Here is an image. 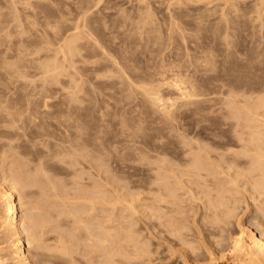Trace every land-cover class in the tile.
Wrapping results in <instances>:
<instances>
[{"label":"bare ground","instance_id":"1","mask_svg":"<svg viewBox=\"0 0 264 264\" xmlns=\"http://www.w3.org/2000/svg\"><path fill=\"white\" fill-rule=\"evenodd\" d=\"M89 1H91V0H89ZM169 1L170 0H168L167 3H169ZM178 1H181V0L176 1L177 6L174 4V2H173V4L175 5L176 9L178 6H180V7H178L179 9L177 11H176L175 7L173 10L170 9L173 11L174 14L171 11H169L170 14L172 13L173 15L167 14V16H168L167 18H169V19L164 18V19H166L165 22L167 20H170V21L166 22L168 24L169 28L167 27V25H165L166 24L165 23L164 24L165 26H163V29L158 27V29H159L158 30L157 29L158 25L156 26V25H153V23H152V21L154 19L156 20V16L154 19H151L150 18L151 16L149 18H147L150 14L146 15L143 12V15H146L147 16L146 18L148 19V20L143 19L144 22L141 24V26L144 24L143 28L141 29L140 25H136V23L137 24H140V23L135 21L136 23L133 22L136 25V26H134V28L137 26H138L137 28H139V26H140L139 31H137V29H135L136 31L132 30V33H131L130 29H128V31H127V35H130V33L132 34V35H130V37L134 35L133 36L135 38V39L133 38L134 41L132 39H130L129 36L127 37L126 32H125L124 35H126L127 39L129 38V40L126 42L124 40H122V41H124V43H127L128 45H130V46H128L127 44H125L126 47L128 46L131 48L132 44H133V47L135 46L136 53H134L135 51L133 53H131V51L129 50V52L131 53V54H129L128 49H130V48H128V47L124 48L125 47L124 44L123 45L120 44L121 48H119V49H122L123 46H124L123 48L125 50L127 49V51H125V50H124V52L122 50L121 51L123 54L125 53L124 54L125 57L127 55L131 56V59L129 58V61L131 60L132 64H130V62L127 61L128 57H126L127 60L124 61L125 60L124 59L125 57H123L124 55L121 54L120 50H119L120 53L117 50V53H119V54H116V53L115 54H116V56L117 55L120 56V58L117 56L119 58L117 60L118 61L117 63L122 64L123 66H124V64L125 65L127 64L123 68H122V65L121 66L119 65L121 68L120 69L118 67V64L116 63V61L111 59L110 56L112 54L111 55L108 54L109 56L104 57V55L106 56L107 53L104 51V49L99 50L101 47V45H100L101 43L98 44V50H99V52L101 51V53H102L101 56L103 57V59H101L102 57L96 58V56L98 57V54H97L98 51H96L97 52V53L95 52L96 53V56H95L96 59L93 57L94 61H90V62H93V64L95 66L97 65L99 67V65L97 64L99 62H97V61H99L101 59L100 63L102 61L103 66L105 68L108 69V67L112 66L116 70L119 69L117 71L119 73H114V69L112 68L113 69L112 70L110 67L109 70L110 69L111 70L110 71L107 70V72H110V73H108V75L106 74L105 68H104L105 71H104V69L101 70L102 68H100V70L102 72V74H101L99 72L100 70L97 68L95 69V66L92 65V68L94 67V69L97 70V71H94V72H96V73H94V77H96L95 74L100 73V74H97L98 79H96L92 76L93 72L90 75V73H91L90 72L91 71L90 65L92 63H90L89 61H87L88 62L87 63L85 61V64L89 65V66L88 65H86V66H88L87 69H90V71L88 74L86 73L85 76H83V77H86V75L88 77L92 76V77H90V79L91 80L94 79L98 83L100 80L101 81L100 84L102 87L104 86L103 83L106 84V82L107 83L110 82V81H106V80H109L108 78L111 77V73H114V76H115V74L118 76L120 74V70H121V73L123 74V70H125V68H126V72H128V73H126L127 77H125L126 76V75H124L125 73L123 75H119L118 77L115 76L116 78L119 79V81L118 80L117 81L119 82L120 86L116 82L115 83L118 87H122L121 85L125 84L126 88H125V86H123V87L126 90H124L122 88L123 91L127 92L129 90L128 92H130V90H131V94H132V90L134 88H135V90L139 89L138 91L141 92L139 95V97L141 98V102H139V103L142 106L143 111L145 109H147V107H145V106H148V105H150L149 108H151V109L154 108L155 110H158V108L163 105L164 102L163 103L161 102L162 104L160 106V101L163 97L162 98L160 97L162 91L158 92V91H160V90H158V87L163 88V86L161 87V84L164 85L165 83H167V81H165V80H167V79L169 80V78L172 77L173 75H176L175 76L176 78L174 77V79L178 78L177 74H179V73L181 74L180 71L178 73V70L182 69V66L184 65V64L182 65V63H184L183 60H186L185 65H187V60L188 61L191 60L193 62V64H190L191 61L188 62L189 65H187V66L184 65L185 67L183 66L184 67L183 69L187 68L189 71V70H191V68L189 69V66L191 67L192 65H196L195 70L199 67V69L201 68L203 73L205 72L203 74V76H206V77L205 78L202 77L203 79L201 78L202 79L201 81L202 82L206 81L207 83H209L208 84L209 86L207 88L205 86H203L201 81H198V80H196V82H194V80L192 81V79H195L194 77L196 76L194 73H193L194 75H192V72L190 74L189 72H184V70H181V71H183V73L185 75V77H184V75L183 76L181 75V82L180 83H182V84L178 85L180 83H178L177 81H179L180 78H178L179 80H176L174 82L178 83V84L176 83L178 88L175 90H178L177 92H180L182 97L180 96L181 98L179 100H177L178 99L177 97L179 96L177 94L178 96L176 95V98H175L176 100L175 99L171 100L172 101L171 104H174L173 105L174 108L176 106L179 109H183V111L187 110L186 112H188V110H191L193 113L194 122L196 124L202 126V127L208 128L211 131L210 136H204V135L202 136V134H198V133H194V132H193V134L190 135L189 133L182 132V130L178 131V129H177V131H174L175 128H173V127H174V123H176L174 121H178L177 119L179 117L178 118L175 117L176 115L173 114L174 112L173 113L169 112L167 109H170V108H166L167 105L166 106L164 105L165 107L162 106L164 108V110H166V111H163L162 110L163 108H160L161 109L160 111H162L161 112L162 114L159 111H157L155 114L154 109H153L154 110L153 111V110H150L148 108L149 113L151 111H153V113L151 112L152 113V115H151V113L147 114L146 110L144 112L143 111L141 112V110H140L141 108L139 109V107H137L136 103L132 104L133 103L132 99H130V102H132V103L128 102L129 101L128 99L132 98L133 97L132 95H135V94H132V95L129 94L128 95L129 98L126 96L128 98L127 99L126 97H124L127 93L126 92H125V94H124V92L121 93V90H122L121 88L116 87V89L117 88L119 89L118 90L119 92H117V90L115 89V90H113V93H112L111 90H110V92H108L109 88H107L108 85H106V87H103V89L107 88L108 89L107 92H106V90H103L102 87L100 88L101 89L100 91H102V94H100V91L97 89L96 92H99V93L95 92L96 95L100 94L103 96L106 93V96L104 95L105 98L108 96L107 94H110V95L112 94L113 96L117 94L118 97L116 96V97H114V99L117 98L116 100L121 101L120 102L121 104H122V100H123V102H124V100H128V101H126L128 103H126V104L123 103V106L125 104L126 109H127L126 111H124L125 113L126 112L131 113V111L134 110V108H135L137 110V112L133 111L134 114L135 113L137 114L138 112H140V115L143 117L145 115V114L143 115V113H146L149 116L151 115L150 118H149V116L145 115V117H147L149 119H152L151 118L152 116H156L158 112H159V115H161L162 117L165 116L164 117L165 119H163L161 116L158 115V119H159V117H161L164 120V121L162 120L164 122L163 123L160 121L161 119H159V121L161 122L159 124L162 128H160L158 126L160 128L159 129L156 126L158 121H156L157 122L156 124L154 122L156 128H158L159 130L156 133L155 137L153 138V141H150V143H148V145L150 144V147H148V145H147V147L143 146L145 144L144 141H142L143 144H142V142L140 144L135 143L136 137L139 138L138 135H140V133L143 129V128L141 130L139 128L137 129L135 126L137 125L140 128L143 127L140 123H142L144 121H143L142 117L140 119L139 118L140 116L139 117H138V115L134 116L133 113H131L130 114L131 117H129V118L132 119L133 116H134L133 118L138 117V118H136V120L138 119V122L139 121L140 122L138 124V122L137 123L135 122L136 120L135 121L133 120V122L136 123L135 126L132 125L135 130H132V131H131V129L128 130L129 126L127 124L128 123L131 124V122H128V120H127V117H128L127 115H129V114H126L125 116L123 115L124 114L123 110L125 109V107H123L122 105L121 106H122V113L123 114L121 113V116L122 115L124 116V117L122 116L124 118V120L126 117V121H125L126 123L124 122V120L122 118L123 124L118 125V123H120V122L122 123V120L120 121L121 116H119L114 111L116 108L114 110L112 109L113 107H116V105L112 106V105H114V104H112L111 105L112 107L109 105L110 104L109 101L111 102L112 101L111 98H113L112 95H111L112 97L110 95L107 97V99H109L107 102L104 101L105 98L102 96H99L101 98L96 96V97H98L97 99H101V100H97V99L96 100L98 102L97 103L98 106H101L102 108L104 107V109H105V107L107 108V109H105L106 110L105 111L104 109H102L100 107L103 110V112L104 111L107 112V115L109 114V116H110L111 113L115 112L114 114L117 115L118 120H115L117 118L114 114H111L112 118H110L111 117L110 116L109 117L110 119H107V120H109L111 122V120H113V117H114L112 124L117 123L116 121H120L117 123V125L111 124V126H110L109 121H104V120H106V119H103L105 117L106 113L105 112H104L105 114H102L100 112H99L100 114L97 113V111H95V108H94L96 106L95 102H94L95 106L93 103V108L91 107V109H87L88 111H86V108L87 107L90 108V106L92 105V104L89 105L90 103H88V102H90L92 100L90 97L94 91L93 92L91 91V93H90L89 90H86V88H88V87L80 88L81 87L80 85L84 84L87 80L84 82L85 78L83 79L82 75H84L83 73L86 71L82 72V75H81V70H80L79 65H80V63H84L83 60H85V59L90 60L89 57H92V56L88 55L89 56L88 58H85L82 56L84 58L83 59V58L79 57L80 54L78 52H79V49H80V51H82V49H83V51L86 50L87 46H88V48L94 47L93 50L95 51V47L97 46V44L94 43V46H93L91 44L92 42L90 43V41L94 40V39H91L92 37L88 38L89 36H91V34H89V35L87 34L88 35L87 38L89 40L84 35L85 32L88 33L87 32L88 30H89V33L90 32L92 33V31H90L91 29H89V28H91V26H90L91 24H89V25L87 24L88 25L87 27H89L88 30L82 26L81 30H83V28H84V30L86 29L85 32H84V30L82 31V32H84L82 34L79 33L80 31L78 32V30H80V29H78V28H77L78 30L75 29L74 26L77 25V24H75L73 26L74 28H72V29L76 30L77 31L76 33L77 34L79 33V35H77L71 29L73 31V34H72L71 30H70L71 35L67 34V35H69V42H68L69 45L67 42H64V44L67 43V45H68V46L65 45L67 49L65 48V46H64V48L61 47V48H63V50L66 49V51H68L72 55V57H71V55H69L72 58L71 59L69 57V60L71 59L70 61H72V63L70 62V64H72V66L75 63L77 64V67H78L80 73L78 74V71H77L78 69L74 70V72L77 71V72H75V74L78 75L77 79L79 78V75H81V79L83 82V83L79 84L81 79L79 78L80 81H78L73 76L74 72H71L73 74H71V73H70L71 75L66 74V76L67 75L71 76V78L69 77L71 81H68L69 83L72 82V84H70V86L72 85L71 87L75 88V86H76L75 83H76V81H78L79 85L78 84L77 85L80 87H78V86H77L78 88L76 87L77 88L76 93L79 94L81 91H84V90H86L87 93H88V91L90 93L89 94L90 97L87 95L90 98V100L88 97H86V98H88L89 101L85 98L87 100L88 104L83 102L84 105L85 104H87V105H85L86 107L84 106L85 109H83V107H82V111H81L80 106H81L82 101L85 99L79 98L80 95L78 96L77 94H75L76 90L73 91L74 88L72 90V92L74 94L72 92L68 93V94H70L69 95L70 97L68 98V100L66 98L67 95L64 96L65 99H63V102H62V98H60L61 100H59V98H58V100H57L58 102H55V100H53L54 93H52V92L54 90H52V89L54 88L55 83L58 80V79H56V81L54 82L55 77L57 74L60 75L61 72H63L61 74L65 75L64 70L66 69L65 71H68L69 68H71V65H69V62H68L69 60L67 59L68 60L67 61L65 59V61L68 63V64L66 63L67 67L65 68V66L63 65V71L57 73L56 72L57 70L58 71L62 70V68H60V69L58 68V67H60V64L57 61L60 58H58V60L56 58H55V60H53L54 54H57V53H55V52L53 53L50 50H45L46 51L45 52L42 49L41 50L36 49L37 50L36 51L35 48H39L42 45L40 44V46L36 47L35 45H36V43L38 44V42L34 41L35 42V44H34L33 40H32L33 43H31L30 46L32 48L31 49L32 52L34 53V51H35V54L30 52L29 51L30 49H28L27 47H26L27 51L24 50V46L25 45L27 46V44H25V42H24L25 45L21 42L24 45L23 50L20 48V45H22V44H19V48L21 49L20 51H19V48H18V51L16 50V52H14L15 50L12 49V53L6 54L5 50L7 47H10V46H7L5 44H8L9 41L5 38H4V40H7V42L4 41L2 38L3 37L2 35L6 30H7L8 34H10L9 32H11V31H10V27H9V31L6 28L3 32L2 27L5 25V23L2 22V24H4V25H2L0 23L2 26V27L0 26V28H1L0 32L2 31L1 32L2 35L0 33V36H2L0 38V42H1L0 45L2 44V41L5 42V44H4L5 48H4V46H3V48L1 47L3 50L5 49L3 51L5 55L1 54L3 52L0 53V84L3 86V87L2 86H0V87L5 88V89H0V148H1L0 153H2V155L0 154V241H1L0 243H2V245L3 244L6 245V243L9 244L8 248L6 246L4 247L5 248L4 253H0V264H12V263L13 264H264V0H261V1L259 0V3H258V0H256L258 3L257 6L259 7V9H257V10L255 9V6H256L255 0H225V1L222 0L223 1L222 4H220V5L218 4L219 8H221L223 5V7L221 9H217L218 8L217 3H216V5L213 4L214 5L213 7H215V8L211 7L212 3L217 2L214 0H186V1H181L182 3L183 2L185 3V4H183V7L181 4H179L180 2H178ZM2 2H4V1L2 0ZM15 2L17 3V1H15ZM92 2H93V0L90 3H92ZM155 2H158V0H155ZM163 2H164V0H163ZM170 2H172V1H170ZM177 2H178V4H177ZM0 3H1V1H0ZM8 3H10V1ZM13 3L14 2H12V4ZM136 3H137V0H136ZM88 4H86L87 7H88ZM138 4H137V6H138ZM142 4L143 3H141V5ZM187 4H189V6ZM6 5H5V8L7 9ZM147 5H145V6H147ZM152 5H155L156 7L158 6L155 3ZM164 5H165V2H164ZM185 5H187V6H185ZM259 5L261 6V8ZM8 6H9V4H8ZM14 6H16V5H14ZM42 6L44 7V5H42ZM140 6H139V8H140ZM257 6H256V8H257ZM9 7H11V6H9ZM84 7H86V6H84ZM151 7H153V6H151ZM190 7H192V8H190ZM0 8H1V6H0ZM2 8H1V10H3ZM141 8H143V7H141ZM186 8H189V9H187V11H186ZM46 9H47V6H46ZM149 9L150 8H148V10ZM158 9L162 10V8H158ZM158 9H156V10H158ZM1 10H0V13H1L0 14V20L3 21L6 18L8 11L3 10L5 12H7L5 15V13L1 12ZM54 10H55L54 13H56L57 10L56 9H54ZM82 10H85V9L82 8ZM131 10H132V8H131ZM151 10H152V8H151ZM96 11H98V10H96ZM175 11H176V13H175ZM12 12L13 11H11L9 13L13 14ZM41 12H43V11H41ZM50 12H51V10H50ZM141 12H142V10H141ZM146 12H147V10L145 11V13ZM149 12H147V13H149ZM162 12H164V11L162 10L161 13ZM167 12H168V10H167ZM254 12H255V14H254ZM90 13H92V11ZM121 13H122L121 15L126 14V12L124 13V11H121ZM151 13H152V11H151ZM155 13L158 14L157 11H155ZM155 13H154V15H156ZM217 13H219L220 15H218ZM3 14L5 15V18L3 17V20H2L1 17L4 16ZM35 14L37 16L38 13H35ZM35 14L33 17H35ZM41 14L43 15V13H41ZM46 14L47 13L45 12V19L47 16H49L50 13L48 15H46ZM100 14H104V13L101 12ZM130 15H131V13H130ZM143 15H141V16L139 15V16L142 18ZM154 15H153V17H154ZM11 16L13 17V15H11ZM52 16L53 15H51L50 18H52ZM90 16H97V13L95 15V12H94V14L90 15ZM104 16H105V14H104ZM104 16H102V17H104ZM165 16H166V14H165ZM169 16L170 17L172 16L173 18L170 19ZM102 17H100V18H102ZM105 17H107V16H105ZM137 17H138V15H137ZM160 17L163 18L162 15ZM160 17H157V18H159V21H160ZM47 18L49 20L54 19V18L50 19L49 17H47ZM83 18H81V19H83ZM92 18L93 17H91V19ZM123 18L124 17H122V20L124 22L125 18L124 19ZM129 18H131V17H129ZM141 18H139V20ZM9 19H10V21L12 20L11 17ZM87 19H86V21H87ZM114 19L115 18H113V20ZM134 19H135V17H134ZM31 20H33V19H31ZM93 20L94 19H92V21ZM113 20H112V22H114ZM163 20H161V21L163 22ZM18 21H19V19H18ZM80 21H82V20H80ZM88 21H89V19H88ZM103 21H105V22L109 21L111 23L110 20H107V21L103 20ZM131 21H132V18H131ZM16 22H15V24H16ZM31 22H30V24H31ZM48 22H50V21H48ZM84 22H85V19H84ZM89 22L91 23V21H89ZM105 22H103V23H105ZM109 22H108V25H109ZM119 22H120V20H119ZM123 22H121V23L123 24ZM52 23H51V27L54 25ZM56 23H58V22H56ZM62 23L64 24L65 22H62ZM72 23L74 24V22H71V24ZM77 23H79V22L77 21ZM124 23H126V22H124ZM155 23L156 22H154V24ZM157 23H159V22H157ZM18 24H16V25H18ZM81 24H83V23H81ZM117 24H118V21H117ZM7 25L8 24H6V26ZM16 25L14 26L13 29H15ZM57 25H59V23ZM65 25H66V23H65ZM65 25H64V28H66ZM67 25H68V23H67ZM72 25H71V27H72ZM92 25H95V24L93 23ZM118 25H120V24H118ZM130 25H128V26H130ZM146 25H149L150 29H148L147 28L148 26L146 27ZM10 26H11V24H10ZM19 26H20V24H19ZM61 26H62V24H61ZM84 26H86L85 23H84ZM97 26H98V24H97ZM111 26L113 27V25H111ZM111 26H110V28H111ZM121 26L122 25H120V27L119 26L118 27L121 29L122 28ZM12 27H11V29H12ZM31 27L32 26H30L28 28L30 29ZM58 27H60V26H58ZM96 27H93L92 30H95ZM114 27H115V29H117L115 26V23H114ZM166 27L168 28L167 31L169 32V34H168V32L166 33V31H165ZM49 28H50V25H49ZM64 28L60 27L61 30ZM99 28H100V26H99ZM132 28H133V26H132ZM122 29H124V28H122ZM125 29L127 30V28H125ZM125 29H124V31H125ZM146 29L148 30V32L150 30H152V31H150L151 32L150 34L154 33V34L160 35L158 37H162V34L166 33V34H164V37H162L160 39H158V37L155 38L156 37L155 35H154L155 37L153 36V39H152L153 43L152 44L153 45L156 44V46H152V45L151 46L153 47L152 50H154V51L157 49V46L158 47L160 46L161 51H162L163 47L165 48L166 43L168 44L169 41H171L169 43L170 45H172L174 41L175 42L178 41L177 43H180V44L174 43L175 45L173 44L172 47L167 45L166 48H168L167 51L169 50L168 53L165 50L163 51L164 53L166 52L169 55V58L166 57V59L168 58L169 61H170L169 52H171L170 50H176V49H173V48L177 47L176 45H179L180 47L182 46L181 48H179V47L177 48V50L178 49L180 50L179 53L183 52V51H181L183 46H184V48L186 47V50H188V52L185 50L186 53H184L185 52L184 51L183 54L180 55V56H183L182 58L178 57L179 53L177 51L176 52L173 51L176 54L175 57L179 58V62H177L178 64L176 63L177 64L176 67L174 66L175 63L173 64L174 58H172L170 61L171 62L170 65L172 67L170 65H168V63H167L168 60L165 62L168 66V67L166 66V69H168L169 67H170L169 68L170 70L172 68H174V69L177 68V69H175L176 71L175 70L172 71L173 70L172 69L170 71V73H169V70L167 72V70L164 69V71L166 70V72L170 74V76L164 75V76H167V78H165V77L161 78L163 73H166V72L155 71V68H156V70L160 69V71H161V68L163 70V68H165V67H163V65L165 63L163 65H161L160 68H159L158 64H156V67L154 64V70H153V67H151L152 65L150 63H148V59L150 57L148 59H146L148 64L144 63L146 61L143 62V60H142V62H143L142 64L144 65V67H146L145 70L147 72L151 68L150 73H148V74H151L148 78L149 81H151L150 77L153 79L154 77L157 78L159 76L160 78L158 77L156 80L154 78L155 82L156 81L159 82L161 79L165 78V79L161 80L164 83L161 82L160 84L159 83L154 84L155 82L153 80H152V82L147 81V79L144 80L145 77L147 76V73L145 72L146 74L144 76L142 66H141L142 65L141 62H140V64H141L140 67H139V63L136 62V64L138 65L139 68L135 67L136 64H135V62H133L135 59L137 61H139L140 57L142 58V55H144L145 53L149 54V56H151V57L154 56V54L149 53L151 51V49H150L151 47L148 46V44L150 45V43L146 41L147 46L150 47V48H147V50H150L149 52L145 49L147 46L145 47L144 44H142L144 42L143 40H145L144 35L146 33H147L146 35H148L149 38L152 37V35L148 34V32L145 33V31H147ZM243 29H244V31H243ZM21 30H22V28H21ZM53 30H55V29H53ZM58 30H59V28H58ZM66 30H68V29H66ZM102 30L99 29V31L95 30L93 32H97L96 34H98V32H100ZM105 30H106V32L108 31L107 29H105ZM111 30H112V28H111ZM129 30H130V33L128 34ZM162 30H164L163 33L161 32ZM241 30H242L243 34L241 33ZM12 31H14V30H12ZM15 31H17V27H16ZM20 31H17V32L20 33ZM32 31H34V30H32ZM44 31H45V29H44ZM114 31L115 32L119 31V33H121L120 30H118V31L114 30ZM238 31L241 34L237 33ZM28 32H26V34ZM35 32H36V34H37V32L39 33V31H35ZM45 32L47 33V31H45ZM59 32H60V30H59ZM64 32L62 31L61 33L63 34ZM103 32L106 33L105 31H103ZM115 32H114V34H115ZM122 32H123V30H122ZM21 33H23V31H21ZM57 33L58 32H56L55 35H57ZM61 33H60L59 38L62 39L63 35L61 37ZM133 33H135V34H133ZM6 34L7 33H5V35ZM31 34L32 33H30L29 36H31ZM48 34H49V32H48ZM74 34H75V36H73ZM100 34H103V33H100ZM100 34H99V37H101ZM167 34H168V36H167ZM12 35H13V32H12ZM19 35H21V34H19ZM82 35H84L85 37ZM112 35L113 34H111V36ZM115 35H117V34H115ZM115 35H113V36H115ZM124 35H122V37ZM9 36H11V35H9ZM15 36H13V37L15 38ZM27 36H25V37H27ZM49 36H51V34H49ZM71 36H72V39L70 38ZM95 36H93V38H96ZM104 36H106V34H104L103 37ZM107 36H110V35H107ZM148 36H146L147 40L151 41L148 38ZM165 36H167V37H165ZM32 37H33V35H32ZM57 37H58V35H57ZM118 37H121V36H118ZM122 37L120 38V40L122 39ZM8 38H11V37H8ZM40 38H41V36H40ZM53 38H51V39L56 40L55 38L54 39ZM59 38H57V39H59ZM79 38H82V39L78 41ZM83 38L86 40L84 41ZM105 38H107V37H105ZM37 39H38V37H37ZM114 39H111V41L112 40L114 41ZM161 39H162V41H161ZM165 39H166V42H165ZM27 40L28 39L26 38V43L31 42V41L27 42ZM42 40H43V38H42ZM66 40H68V38ZM70 40H71V43H70ZM97 40L95 39V41H97ZM100 40H101V38H100ZM130 40H132V41H130ZM163 40H164V42H163ZM12 41H14V40L12 39ZM17 41H19V40H17ZM49 41H51V40H49ZM57 41H55V43ZM63 41H65V40H63ZM122 41H119V42L121 43ZM139 41L140 42L143 41V42L140 43ZM158 41H160V42H158ZM14 42L12 43L13 45L15 44ZM19 42H17V43H19ZM44 42H46V41H44ZM53 42L54 41H51V43H53ZM76 42H79V43L76 45ZM119 42H116V43H119ZM135 42H138L139 45L137 44V46H136ZM146 42H144V43L146 44ZM49 43L50 42L47 43L48 46H49ZM114 43H115V41H114ZM129 43H132V44H129ZM33 44L35 47H32ZM140 44H142V46H144V48H141L142 46ZM181 44H183V45H181ZM114 45L115 44H113L112 46H114ZM116 45L119 46V44H116ZM211 45L214 47H211ZM51 46L53 49L52 44H51ZM13 47H11V48H13ZM104 47H107V45L106 46L104 45ZM136 47H138L139 49L140 48L145 49V51L144 50L142 51L141 49L139 50ZM33 48H34V50H33ZM45 48H47V47L45 46L44 49ZM54 48H55V46H54ZM110 48H111L110 52H115L114 50L112 51V49L115 47L112 48L110 46ZM116 48L118 49V47H116ZM184 48L182 50H184ZM7 49H10V48H7ZM15 49H17V47ZM47 49H50V48H47ZM57 49H58V46H57ZM89 49H87V50H89ZM96 49H97V47H96ZM63 50H60V52H58L59 51V49H58L57 52L61 54ZM133 50H134V48L132 49V51ZM138 50H139V52H138ZM157 50L159 53L160 48ZM8 51L11 52V50H8ZM8 51H6V52H8ZM40 52H42L43 54L48 52L47 54L51 55V56L48 59L49 56L47 57L46 55H42V53L40 54ZM49 52H52V54H50ZM85 52H84V54H86ZM90 52H92V51H89V53ZM103 52H105V53H103ZM140 52L144 53V54L141 55ZM92 53H94V52H92ZM137 53L138 54L140 53V54L137 55ZM152 53H154V52L152 51ZM174 53L171 54L172 57H173ZM76 54H79V56L78 55L76 56ZM190 54H193V57ZM219 54L221 55L220 57L224 56V58H222L220 60V58L218 56ZM222 54H223V56H222ZM113 55H112V58L115 59L116 56H113ZM121 55H123V56H121ZM132 55H133V57L136 55L135 59L134 58L132 59ZM156 55L158 56L157 51L155 52V57H157ZM159 55H160V53H159ZM52 56H53V59L51 58ZM65 56L66 57L68 56L67 53ZM84 56H86V55H84ZM137 56H140V57H137ZM77 57H79L78 62L80 61V58H81V60L83 59L82 62H79V63H77V61L75 62L74 58H77ZM108 57H110V58H108ZM122 57L124 60H121ZM146 57H147V55H146ZM155 57H152L153 61L151 60V58L149 60L154 62ZM164 57L161 56L162 61H163ZM157 58H159V56ZM157 58L155 61H157ZM190 58H192V59H190ZM97 59H99V60H97ZM161 59L159 60L160 61L159 64L162 62ZM119 60H120V62L124 61L125 63L124 62L119 63ZM65 61H64V64H65ZM95 61L97 62L96 64H95ZM114 62H115V64H114ZM126 62H128V63H126ZM157 63H158V61H157ZM180 63L182 66L180 65ZM56 64L58 65L57 67H56ZM76 64L74 66H76ZM128 64L129 65L134 64V66L133 67L129 66L130 67V69H129ZM61 65H62V63H61ZM115 65H117V67H115ZM149 65H151V66L147 70ZM178 65H179V67H178ZM74 66L72 69L76 68ZM81 67H84L83 64H81ZM100 67H101V65H100ZM144 67H143V69H144ZM137 69H141L142 73L139 74V72H141V71L139 70V72H138ZM152 70L154 72H157L156 73L157 76L153 75V73H151ZM201 70H200V72H197L198 75L202 73ZM103 71H104V73H103ZM132 71L137 72L134 74L135 77L134 76L129 77V75H131ZM185 71H187V70L185 69ZM55 72L57 73L56 75H55ZM129 72H130V74H129ZM171 72H173L172 75H171ZM193 72H196V71L193 70ZM185 73L192 75L194 77L191 79V78H189V75L186 76ZM142 74H143V76H142ZM58 75L56 78H58ZM72 76H73V78H72ZM114 76L112 75L110 80ZM152 76H154V77H152ZM201 76H202V74H201ZM106 77H107V79H106ZM143 77H144V79H143ZM200 77L198 79H200ZM126 78H127V80H126ZM138 78L139 79L142 78L144 81H142V79L139 80ZM172 78H171V81L173 82L174 79L172 80ZM86 79H87V77H86ZM59 80H61V79H59ZM91 80L89 81V78H88V82H89L88 84H90V82H93L94 85L93 84L92 85L95 88L91 84L90 85H91V89L94 88V90H95L96 87H99V86L95 85L98 83L94 82L93 80L91 81ZM112 80H115V79H112ZM112 80L109 83L110 84L109 87L111 86L112 82H114ZM39 81H40V83H39ZM73 81H75V82H73ZM127 81H128V83H130L131 86L127 83ZM134 81L137 83V84L135 83L136 86L137 85H139V86L135 87L134 86L135 84L133 83ZM146 81H147V83H146ZM5 82H7V83H5ZM172 82L168 81V83H172ZM53 83H54V85H53ZM4 84H7V85L4 87ZM66 84L67 83H65V86H66ZM74 84H75V86H74ZM88 84L86 86H88ZM114 84H112V85H114ZM140 84H142V85H140ZM172 84L176 85L175 83H172ZM172 84H170L169 87L172 86ZM8 85L15 87L14 91L15 92L17 91V96H16L15 92H14L15 95H13V93H12L10 96H14V98L18 102H19V100H17V99H20V105L21 106H19V103H17L14 98L8 97L9 95H7V92L9 91V87H10V86L7 87ZM52 85H53V88H52ZM67 85H68V89H69L70 88L69 84H67ZM165 85H166L165 88L168 89V91H169L170 88H167L168 87L167 84H165ZM60 86H61V83H60ZM229 86H230V88H229ZM231 86L233 88H231ZM16 87L20 88V89L16 90ZM127 87H128V90H127ZM223 87H225V88H223ZM64 88H63V90H64ZM112 88H114V87H112ZM174 88H176V87H174ZM6 89H7V92L3 91ZM21 89L24 91V94H23V91ZM27 89H31V90H27ZM58 89H60V88H58ZM58 89H55V91L56 90L58 91ZM70 89H72V88H70ZM80 89H81V91H80ZM82 89H84V90H82ZM227 89H231L232 91H233V89H235V91H240V94L242 93L244 95V98H245V95H247V94H248V96L250 95L249 101H250V99H252V102L250 103L249 101L248 102L245 101L246 103H244V100L247 99V96H246V99L243 98V100L241 101L244 104L242 105V107H239V104H236V102H237L236 97H238V98H239V96L243 97V96H241L242 94L238 95V93H237V95H235L234 94L235 91H234V93H232V94H234L236 97L231 95V98H230L229 96H230V93L232 91L228 90L230 92L229 93L227 91ZM20 90L22 93L19 92ZM103 91H104V93H103ZM3 92L6 93V97H8L7 99H5L6 97H5ZM11 92H13V89ZM115 92H116V94H115ZM137 92L133 91V93L137 94L135 96H138L139 92L138 93ZM226 92L228 93V95L226 94ZM10 93H8V94H10ZM20 93H21L20 96H22V94H23L24 97L19 98L20 96L18 97V94H20ZM58 93H60V92H58ZM118 93H119V95H118ZM158 93H160V94H158ZM222 93H224V95L226 94V100L224 102H223V100H221L220 107H221V104L224 103L222 105H223V107L226 106L227 108L226 107L225 108L227 110L225 108H223V109L219 108V110L217 109L215 114H214V111H213V113H211L214 105H211L210 103L213 102V104H214V102H216V104H217V100L221 96L224 97V95ZM82 94H84V93L82 92ZM120 94H121V96H120ZM141 94H142V96H141ZM3 95H4V97H3ZM209 95L211 97H212V95L213 96L217 95L218 99H216V98L213 99V98L209 97ZM85 96H86V94H85ZM217 96H215V97H217ZM252 96H254V97H252ZM56 97H57V95H56ZM73 97L75 98V100ZM94 97H95V95H94ZM109 97H111V98H109ZM119 97L120 98L123 97V99L121 100ZM139 97L137 99L140 101ZM223 97H221V98H223ZM78 98L81 99V101ZM102 98H104V99L102 100ZM11 99H14V100L11 101ZM21 99H23V100L21 101ZM77 99L79 101H77ZM114 99L112 102L117 103L118 104L117 106H119V102H116V100L114 101ZM168 99L169 98H167V100ZM220 99L218 100L219 102H220ZM223 99H225V97ZM240 99H242V98H239V100ZM135 100H134V102H135ZM162 100H164V99H162ZM239 100H238V102H239ZM60 101H61V103H59ZM93 101H95V99H93L92 102ZM143 101H145V102L142 103ZM168 101L170 102V99ZM241 102H239L240 106L242 104ZM139 103H138V106H139ZM128 104L129 105L131 104L134 106L133 109H132V106H130L132 109L131 111H128V110H130L129 109L130 107H127ZM144 104H145V106H143ZM171 104H169L168 107H173V106H171ZM206 104H207V106H206ZM208 104H210V105H208ZM108 105L113 110V112L108 110V108H109ZM98 106H96V107H98ZM216 106H219V104ZM216 106H214V107H216ZM144 107H145V109H144ZM210 107L212 108V110ZM100 108H98V111L100 110ZM179 109H177V110H179ZM90 110H92V112H90ZM207 110H210L211 112L210 111L207 112ZM85 111H86V114H87V112L88 113L90 112L92 114L95 113L94 115H96V116L102 115L103 116L102 119L105 122V124L107 125V127L105 124H103L101 126L104 127V125H105V128L107 130L104 128H103L104 130H102L101 129L102 127L98 126V124H94V125L92 124L95 120H97V119L100 120L101 116L99 117L100 119L93 116L95 118L92 117L94 120L92 123H90L88 120L82 122V120H83L82 117L84 116V114L83 113L81 114V112H85ZM119 111L121 112V109ZM206 113H210L211 115L212 114L213 115L211 116V115L206 114ZM153 114H155V115H153ZM250 114L254 117L255 120L253 118L252 119L255 122V124H253L254 123L253 121L247 122L248 120H251L252 116L250 117ZM88 116H90V115H88ZM119 117H120V119H119ZM83 118H86V115ZM105 118H108V117H105ZM52 119L54 121H52V123H51V121H49V120H52ZM55 120H56V122H55ZM57 120H58V123H57ZM89 120H90V118H89ZM153 120H154V118H153ZM187 120H188V118H187ZM243 120H244V122H243ZM48 121L50 123H47ZM90 121H92V120H90ZM100 121L102 122V120H100ZM114 121H115V123H113ZM147 121H148V119H147ZM149 121L152 122V120H149ZM59 122H60V124H59ZM61 122L63 124L62 126H61ZM96 122H98V121H96ZM104 122H102V123H104ZM106 122H109L108 123L109 125ZM181 122H182V120H181ZM245 122H247V123H245ZM53 123H54L55 129L62 127V129L60 128V135H58L59 133H57L59 130H56L57 132L54 131L55 130L54 127H52L54 130L49 129V128H51L50 124L53 125ZM81 123L82 124L83 123H86V124L89 123V124L87 126H86V124H84L85 126H83ZM124 123L126 124V127H127V128L124 127L125 128L124 132L127 130L129 131V132L128 131L125 132L126 134H123L124 132L122 130L123 125L125 126ZM250 123H252V124H250ZM29 124L37 126V129L30 127L32 129L31 130L32 132H35L37 130L39 131V129L40 130L42 129L43 131L40 132V134L43 133L44 137H45V131H46L48 138H52L51 135H53L52 139H54L56 136H54L53 133L55 132L57 134V137H59V139H60V140H58V138L56 137V139L53 140V142L57 140V142H54V143L52 142V145L55 146L54 147L55 149L58 147L60 149L62 148L61 150L66 151V150H68V147L66 145L69 144L68 146H69L70 151L68 150V151H66V153L71 152V155L69 153V154H67L68 156L66 155L65 157L67 159L70 157L71 159L68 160L70 162H65L66 164H63V160L66 161L67 159L63 158V156H61L62 154L59 155V153H61L62 151H58V149H57L56 150L57 152H55L54 148L52 150V148L50 146L52 140L47 139V136L45 139L43 138V136L42 137L40 136L42 138L41 139L39 136H36L37 132H38L37 131L34 133L36 135L33 134V137H32L31 136L32 133L30 132V130L28 128H26V130L27 129L29 130L27 132L24 128V126H26V127L32 126ZM56 124L58 125V127ZM90 124H92V125H90ZM142 124L144 125V123H142ZM161 124H163V125L165 124V126H162ZM46 125H48L49 127ZM96 125H97V127H100L102 132L103 131H104V133L106 132L105 133L106 136L108 134H110L108 132V130H110L109 129L110 127L117 126V128H118V126H119L120 130H119V128L117 129L116 127H114V128H116V130L120 131V132L117 131V135H116L117 138L116 139H118V137H120V139H121V137H122L121 141L123 140L122 142H124V139L128 138L129 141L127 139H126V141L130 142V140H131V143H130V146H131V145H134V144H132L133 141L131 138L135 137L134 143L137 144L136 145L137 147H134L135 145L133 147L132 146L129 148L127 147L128 148V150H127L126 146H128V145L123 146L122 142H121L120 143L121 145L119 146L118 145L119 143L118 144L116 143V145H118L117 147L120 148L119 151H122V152H121V156L120 155L118 156V154L114 155L113 154L114 152L112 151L113 148L107 147L110 144L109 143L110 139L106 137L107 139H109V140H106V142H105V140H101V138H103L101 136L102 132H99V129L97 127H95ZM139 125H141V126H139ZM180 125H181V123H180ZM36 126H33V127H36ZM88 126H93V127L91 129ZM120 126H122V127H120ZM148 126H149V124H148ZM152 126H151V128H152ZM181 127H180V129H181ZM46 128H47V130L49 129L50 132L53 131L51 133V135H50V132H47ZM154 128L155 127H153L152 132L157 131L156 128L155 129ZM176 128H178L177 125H176ZM20 129H22V131L25 130L23 134H22V131H19ZM63 129H65V130L69 129L68 131L67 130L65 131V132H68V135H70L68 137V135L66 134L67 140H66V135L63 133L64 132ZM87 129H89L88 132H86ZM90 129L91 130H93V129L97 130L98 129V131H96V132H99V136L101 138L98 136V133L95 134L96 133L95 131L89 132V131H91ZM113 129H111V130H113ZM145 129H143V130L145 131ZM17 130H18V133H17ZM61 130L63 131L62 132L63 134H61ZM111 130H110V132H111ZM146 130H148V129H146ZM149 130H151V129H149ZM114 131L115 130H113L112 132H114ZM144 131H142V132H144ZM20 132L23 136L19 135ZM149 132L151 133V131H149ZM26 133L29 134L33 138V140L31 139L32 142H30L31 140H29V137L25 138V139H28L30 143L29 142L26 143V141H28V140L24 141V134H26ZM40 134H38V135H40ZM85 134L87 137L85 136ZM105 134H103V136H105ZM112 134L114 135L115 133H112ZM144 134H147V132H145ZM49 135H50V137H49ZM61 135H63V136H61ZM119 135H122V136H119ZM64 136H65V138H64ZM140 136H143V135H140ZM145 136H147V135H145ZM34 137H37V138H34ZM62 137L64 138V142L67 143L70 140V138L72 139L71 140L72 142L70 141L71 143L65 144L63 142ZM111 137H112L111 140L113 141V144H115V142L113 140V138L115 136H111ZM149 137H151V136H149ZM68 138H69V140H68ZM142 138L144 139L145 137H142ZM36 139L38 141L40 139L41 140L38 143V142H36ZM46 139H47V141H45ZM120 139L116 140V141L118 142V141H120ZM140 139H137V141H139ZM102 141L105 143H109V144L106 146ZM112 141H111L110 145L113 147L115 146L114 149H116L117 147H116V145L112 144ZM126 141H125V144H126ZM205 141H207V143ZM49 142H50V144H49ZM59 142L61 143V145H63V147H61L59 145L60 144ZM40 143H42L43 145H41ZM55 143L57 144V147H56ZM70 144H72V146ZM138 144L139 145L142 144L141 146L144 148V150L139 149L140 146H138ZM87 145H92L91 148L93 150L91 148H88ZM66 147H67V149H66ZM72 147L74 150L73 149L71 150ZM86 147L88 149V150L86 149L88 152H92L91 154H93V151L96 150L97 153L96 152H94V153H96L95 155L99 156V157L96 156L97 159L98 158L100 159V160L98 159L99 161H101L104 157L106 158V155L111 156V157H112V155H114V156H117V157L113 156L116 159V161L120 160V162H123V163H124V161H125V163H128L130 161L129 164L130 163H136L134 165L132 164L133 166L130 165V167H129V170L131 169V167L133 168V171H131L132 172L131 175L130 174L127 175L128 172L126 171L127 173H126L125 177L127 178L129 176L130 181L127 179L125 180V178L123 176V174H125V173L122 174L120 172L123 177H121V176L119 177V176H117V174L115 172L114 173L116 175L113 174L112 172H109L110 168L108 166H110L109 163H112V162H108V161L104 162L105 160L102 161L103 163L99 162V161H95V160H97L95 157H94L95 162L88 161L91 159L93 160V157L92 158L90 157L91 159H89V156H91V155H89L88 153H86V154H88L89 156H87V155L84 156L85 155L84 154L85 149H83V148H86ZM107 148H109L111 150L109 151V150H107ZM119 148H117V149H119ZM121 148H123V149H121ZM145 148L147 149V151H145ZM81 150L83 151L82 152L83 156L85 158L86 157L88 158L87 161L89 164L86 166H91L90 162H92V164L98 162V166H96L97 164L96 165L93 164V165H95L98 168H101V170L103 167L105 168V169L103 168L104 174L102 173V171L100 169L96 168L97 170H99V173L98 172L97 173L99 175H101L103 179L100 176H98V174H97V176L100 177L104 182H102L101 179H100L101 182L99 181V179L95 180L96 178H94V177H96V176H91V174H93V172L92 173L90 172L91 173L90 174L86 169L87 167L83 168L82 164L79 166V162H80L79 160H82L84 158L80 154ZM123 150H124V155L122 154ZM9 151H12V152L14 151V152H13V154L12 153L9 154ZM134 151L138 152V154L136 155ZM56 153L60 157H62L63 159L61 158L62 160L60 159V161H59L60 157H58V155H57V159L55 160L54 157L56 158ZM62 153L64 155L65 152H62ZM110 153H112V155H110ZM116 153H118V151H116ZM53 155H55V156H53ZM73 155L76 157H74ZM72 156L74 158H72ZM79 156H81L82 158L80 157V159L78 160ZM93 156H94V154H93ZM85 158L83 159V162L87 159V158L86 159ZM57 160H58V162H57ZM108 160H109V158H108ZM61 161H62V164H60ZM68 163L71 166H69L67 168V170L70 169V172H72L73 168H74V172L71 174H75V176L71 175L69 173V171H67L68 173H65L66 172V170H65L66 165ZM104 163H107V165ZM58 164H59V166H58ZM86 164H87V162H86ZM99 164H101L103 166L100 167L101 165H99ZM104 165H106L109 169L106 168V166H104ZM112 165L114 166V163ZM61 166L65 167V169H64L65 171L60 170L62 172L64 171L63 175H65V176H66V174L68 176H69V174L71 175V176H69L70 178L68 177V179H69L68 182H67V179L65 178V176H63L62 174L60 175L59 171H57L59 173H58V176H56L57 172H55V171L57 169H60ZM95 166L94 167L91 166V167L94 169ZM115 166H117V165H115ZM122 166H123V164H122ZM80 167L83 168L84 170L86 169L85 173H84L83 169L81 172L82 174H80L78 172V171H81V169L77 170V168H80ZM125 167H126V165H125ZM92 168H91V171H93ZM117 168H120V167H117ZM61 169H63V168H61ZM113 169H114V167H113ZM123 169H124V166H123ZM115 170L116 169H114V171ZM120 171H121V169H120ZM86 173H89V175H88L89 177H87L89 179H87V180L85 179L86 181L90 180V181H88V182H90L89 184H84V182H83L84 177L87 176ZM121 174H119V175H121ZM54 176L58 177V178L60 176L61 177L59 179L58 178L55 179ZM62 177H64L65 180ZM92 177L94 179H91ZM61 178H62V185H63V182L66 181L64 183H66V185L70 186L68 183L69 182L71 183L72 181H74V182H72L73 187L72 186L68 187L65 185L67 190H68V188H70V189L72 188V190H74V191H70L72 193V196L71 195L69 196V192H67V194L65 193L67 191L66 188L64 189L65 186L59 185ZM118 178L120 179V181L118 180ZM121 178H124V183H125V181H127V182L129 181V182L128 183L126 182L127 184L121 185L122 184L121 180H123ZM55 180H57V181H55ZM70 180H72V181H70ZM117 181H119V182H117ZM57 190L58 191L61 190L63 192H61V191L58 192ZM122 190H126V191H122ZM54 193H56L55 194L56 197H59L62 193H65L66 195L63 194V196H61L60 198L62 199L64 197L62 200H64V199L66 200L65 196L66 197L68 196L67 201H69V203L67 202L68 204H62V203H64V201H63L60 203V204H62V206L57 207L59 205V203L56 202V198H53V197H55L53 195ZM52 195H53V197H52ZM71 197H72L71 200H73V201H71L69 199ZM21 199L22 200L24 199V200L22 201ZM26 199H27V201L29 200V202H27ZM34 199L37 202L42 201L43 207H41L42 204H38L39 202L37 203L36 201H33ZM52 199H54V200H52ZM57 201H59V199ZM25 202L27 204L29 203V205H27ZM33 203H35V204L37 203L36 207L34 206ZM32 204L35 208L38 207L37 205L40 206V207H38V209H40V210L38 211L37 214L34 213L35 210H34V207L32 206ZM63 205H65V207ZM61 207H63V208H61ZM59 208H61L62 210L64 208H66L67 210L65 209V211L64 210L62 211ZM20 209H21V214L19 215L18 213H19ZM8 244H7V246H8ZM6 248L7 249L10 248V250H7ZM8 260H10L12 262H8Z\"/></svg>","mask_w":264,"mask_h":264},{"label":"rangeland","instance_id":"2","mask_svg":"<svg viewBox=\"0 0 264 264\" xmlns=\"http://www.w3.org/2000/svg\"><path fill=\"white\" fill-rule=\"evenodd\" d=\"M0 1H1V3H0L1 8L4 6L2 9L5 10V9H6V8H5V5L7 4L6 7H7V9H8V10H7V9L5 10V11H8V13H7V12L1 10V8H0L1 12H4L5 15H6V13H7V16L9 15L8 17L6 16V18H7V19H6V18H5V15L3 14L4 16H2L1 19L3 20V17H4L5 19H4L3 21L0 20V23L2 24V22H3V23H5V25L2 24V25H4V26L2 27L1 24H0V26L2 27V31H3V32H4V30H5L6 28H7L8 31H9V27H10V31H11V32H9L10 34H8V32H7V30H6V31L3 33V35H2V33H1L2 31L0 32L1 35L3 36V37L0 36V38L2 37L3 40H4V38H5V39H7V40L9 41L8 44H5V42H4V41L7 42V40L2 41V44H1L2 46L0 45V53L3 52V51L5 50V49H4V50L2 49L3 46H4V48H5V45L10 46V47H7V48H10V49H7V48H6V50H5V53H6V54H8V53H12V49H14V50H15L14 52H16V50L18 51L19 44H22V43L24 44V42H25V44H27V46H26L25 44H24L25 46L22 44V45H20V48L23 50V46H24V50L27 51V48H28V49H30L29 51L32 52V50H31L32 48H31L30 44L33 43L34 41H35V42H38V44L36 43L35 46L38 47V46H40V44H41L42 46H40L39 48H35V50H36V49H37V50H41V49H42L43 51H45V50H50V51H52L53 53H54V52L57 53V54H54V59H53V56L51 57L53 60H55V58H56L57 60H58V58H60L57 62L60 64V67H58V68H59V69L62 68V70L58 71V70L56 69V70H57V71H56L57 73L63 71V65L65 66V68L67 67V65H66L67 62L65 61V59H66V60H67V59L69 60V57H70L69 55H71L68 51H66V49H67L66 46L69 45V43H68V42H69V35H67V34H70V35H71V31L73 30L72 28H74V27H75L76 30L80 29V30H78V32L80 31L79 33L82 34V33H84V32L86 31V29L88 30L89 27H87V26H88L89 24H91V25H90L91 28H89V29H91L90 31H92V33H91V32L89 33V30H88V31H87L88 33L85 32L84 35H85L86 38H87L88 35L91 34V36H89L88 38H91V37H92L91 39H94V40H91L90 43L92 42L91 44H92L93 46H94V43H96V44H97V46H96L97 49H96V47H95V51H94V50H93L94 47H93V48L89 47V48L91 49V50H90V49L88 48V46H87V49H89V50H87V49L85 48L86 50L83 51V49H82V51H83V52H82V51H80V49H79V52H78V53L80 54V56H79V54H76V56L78 55V56L81 57V58H83V57L88 58L89 56H92V57H89L90 60H88V59L83 60V59H84V58H83L82 60H83L84 63H80V65L78 64L79 67H80V70H81V75H82V72L86 71V72L83 73V74H84V75H82V77H83V76H85L86 73L88 74L89 71H90V69H87L89 65H88V64H85V61H86V62H87V61H89V62H90V61H94V58H95L96 53H97L96 51H98V53H97V54H98V57L96 56V58H101V57H102V56H101L102 53H101V51L99 52V50H102V49H104V51L107 53V55H106V56L104 55V57L109 56L108 54H110V55H111V54H112V55L114 54L113 56H116V54H119L121 50L124 52V50H125L124 48H127L128 46H130V45H128L127 43H124V41H125V42L128 41L129 38L133 40V38H134L133 36H134V35L131 36L132 38L130 37V35H132V34H131V33H132V30L134 31L135 29H137V31H139V28H140L141 24L144 22L145 19L148 20L147 18H149L150 16H151V17H150L151 19H154L155 16H156V20H157V21H156L155 19L153 20V21L156 22V23L154 24V22H153L152 20H151V21H152L153 25H156V26L158 25V26H157V29H158V27H160V28L163 29V26H165V25H167V27L169 28V26H168V24H167L166 22H168V21H170V20H167L166 22H165V20H166V19H169V18H167V17H168L167 14H168V15L170 14L169 11H171V12L173 13L172 10L174 9V7H175V5H176V1H177V0H175V1H174V0H170V1H172V2L169 1V3H167L168 0H166V1L164 0L166 6L164 5L163 0H162V1H161V0H158V2H155V0H154V1H153V0H150V1H149V0H137V3H136V0H93L92 3H90L92 0H91V1H89V0H88V1H87V0L85 1V0H84L85 2H84L83 0H15V1H17L18 4H17L14 0H3L4 2H2V0H0ZM9 1H10V3H8ZM11 1L14 2V3L12 4ZM130 1H131V2H130ZM143 1H144V2H143ZM181 1H186V0H181ZM181 1H178V2H180L179 4H181L182 7H183V4H185V3H184V2L182 3ZM214 1H217V2H214ZM214 1H213L214 3L211 4V5H212L211 7H213L214 5H216V3H217V6H218V4L220 5V4H222V2H223L222 0H219V1H218V0H214ZM224 1H225V0H224ZM260 1H261V0H260ZM5 2H6V3H5ZM29 2H30L31 4H30ZM140 2L143 3V4L141 5ZM146 2H147V3H146ZM153 2H154L156 5H158V6H157L158 8H162V10H163L165 13H164V12L161 13V11H162L161 9H158L155 5H152V4H154ZM160 2H161V3H160ZM173 2H174L175 5L173 4ZM178 2H177V4H178ZM220 2H221V3H220ZM88 3H89V4H88ZM97 3H98V4H97ZM138 3H139V4H138ZM255 3H256V6H257L258 3H259V0H258V3H257V1L255 0ZM255 3H254V4H255ZM1 4H2V5H1ZM8 4H9V6H11L13 9H12L11 7H9ZM86 4H88V7H87ZM137 4H138V6H137ZM147 4H148V5H147ZM159 4H160V5H159ZM162 4H163V5H162ZM171 4H172L173 6H172ZM213 4H214V5H213ZM254 4H253V5H254ZM14 5H16V6H14ZM42 5H44V7H43ZM83 5L86 6V7H84ZM90 5H91V6H90ZM98 5H99V6H98ZM135 5H136L137 7H136ZM140 5H141V6H140ZM145 5H147V6H145ZM161 5H162V6H161ZM187 5L189 6V4H187ZM187 5H185V6H187ZM253 5H252V6H253ZM17 6H18V7H17ZM46 6H47V9H46ZM133 6H134V7H133ZM139 6H140V8H141V7H143V8L140 9ZM148 6H149V7H148ZM151 6H153V7H151ZM159 6H160V7H159ZM176 6H177V5H176ZM185 6H184V7H185ZM191 6H192V5H191ZM256 6H255V9H256V10L259 9V7L257 6V8H256ZM259 6H260V5H259ZM48 7H49V8H48ZM50 7H51V8H50ZM90 7H91V8H90ZM147 7L150 8V9L148 10ZM163 7H164V8H163ZM166 7H167V8H166ZM178 7H180V6H178ZM178 7H177V9H176V7H175L176 11L179 9ZM192 7H193V6H192ZM192 7H190V8H192ZM211 7H210V8H211ZM222 7H223V5H222ZM222 7H221V8H222ZM253 7H254V6H253ZM16 8H17V9H16ZM39 8H40V9H39ZM82 8L85 9V10H82ZM86 8H87V9H86ZM98 8H99V9H98ZM131 8H132V10H131ZM135 8H136V9H135ZM137 8H138V9H137ZM151 8H152V10H151ZM213 8H215V7H213ZM221 8H219V6H218L217 9H221ZM260 8H261V6H260ZM42 9H43V10H42ZM54 9L57 10L56 13H54V12H55ZM133 9H134L136 12H135ZM156 9H158L159 11L156 10ZM170 9H172V10H170ZM187 9H189V8H186V11H187ZM10 10L13 11V12H12L13 14L9 13V12H11ZM16 10H17V11H16ZM50 10H51V12H50ZM96 10H98V11H96ZM141 10H142V12H141ZM146 10H147V12H149V11H150V12H149V13H147V12L145 13ZM167 10H168V12H167ZM184 10H185V9H184ZM41 11H43V12H41ZM47 11H48V12H47ZM91 11H92V13H90ZM100 11L103 12V13L105 14V16H107V17H105L104 14H100V13H101ZM121 11H124V13L126 12V14H125V15H121V14L123 13V12L121 13ZM128 11H129V12H128ZM132 11H133V12H132ZM151 11H152V13H151ZM155 11H157L159 15L161 14V15L163 16V18L160 17L161 15L159 16L157 13H155ZM176 11H175V13H176ZM220 11H221V10H220ZM45 12L47 13L46 15H48L49 13H50L51 15H53L52 18H54V19L50 18V17H51L50 14H49V16H47V17H49V18L52 19V20H49L47 17H46V19H45ZM94 12H95V15H96V13H97V16H90V15H93ZM99 12H100V13H99ZM119 12H120V13H119ZM138 12H139V13H138ZM143 12H144V14H146V15H147V14H148V15L150 14V15L147 17L146 15H143ZM159 12H160V13H159ZM33 13H34V14H35V13H38V14H37V16H36V14H35V17H33V16H34ZM41 13H43V15H42ZM116 13H117L118 15H117ZM128 13H129V14H128ZM130 13H131L132 16L130 15ZM154 13H155L156 15H154ZM172 13H171V14H172ZM0 14H1V13H0ZM14 14H15V15H14ZM30 14H31V15H30ZM151 14H152V15H151ZM165 14H166V16H165ZM171 14H170V15H171ZM173 14H174V13H173ZM173 14H172V15H173ZM217 14L220 15L219 13H217ZM254 14H255V12H254ZM11 15H13V17H12ZM28 15H29V16H28ZM88 15H89V16H88ZM98 15H99V16H98ZM116 15H117V16H116ZM120 15H121V16H120ZM129 15H130V16H129ZM137 15H138L139 18H141V17H140L141 15H143L145 18L142 16V18L139 20V18L137 17ZM139 15H140V16H139ZM153 15H154V17H153ZM14 16H15V17H14ZM17 16H18V17H17ZM87 16H88V17H87ZM102 16H104V17H102ZM125 16H126V17H125ZM10 17H11V19H12L11 21H10V19H9ZM36 17H37V18H36ZM58 17H59V18H58ZM83 17H84V18H83ZM91 17H93V18H92V19H94L93 21H92ZM97 17H98V18H97ZM100 17H102V18H100ZM122 17L125 18L124 22H126V23L123 22ZM129 17L132 18V21H131V18H129ZM134 17H135V19H134ZM136 17H137V18H136ZM146 17H147V18H146ZM157 17H160V21L163 20L164 18H166V19H164L163 22L161 21V22L163 23V24H162V23L159 21V18H157ZM169 17H170V16H169ZM16 18H17V19H16ZM78 18H79V19H78ZM81 18H83V19H81ZM87 18L89 19V21H91V23L88 21ZM113 18H115V19L113 20ZM119 18H120V19H119ZM124 18H123V19H124ZM128 18H129V19H128ZM171 18H173V17L171 16L170 19H171ZM18 19H19V21H18ZM31 19H33L34 21L31 20ZM84 19H85V22H84ZM86 19H87V21H86ZM99 19H100V20H99ZM102 19H103V20H106V21H107V20H110L111 23H110L109 21L105 22V21H103ZM111 19H112L114 22H112ZM127 19H128L129 21H128ZM143 19H144V20H143ZM174 19H175V18H174ZM47 20L50 21V22H48ZM80 20H82V21H80ZM98 20H99V21H98ZM119 20H120V22H119ZM138 20H139V21H138ZM142 20H143V21H142ZM9 21H10V22H9ZM14 21H15V22L17 21L16 24L19 23L20 26H19V24L16 25ZM31 21H32V22H31ZM59 21H60V22H59ZM77 21H78L79 23H77ZM95 21H96V22H95ZM97 21H98V22H97ZM102 21L105 22V23H103ZM117 21H118V24L122 25V26H121L122 28H124V29L127 28V30L125 29V31H124V29H122V28L120 29V28H119L120 25L117 24ZM135 21H137V22L140 23V24H137ZM141 21H142V22H141ZM11 22H12V23H11ZM30 22H31L32 25L30 24ZM45 22H46V23H45ZM52 22H53V23H52ZM56 22H58L59 25H57L58 23H56ZM62 22H65L66 25H65V23L63 24ZM71 22H74V24L72 23V24H73V25H72ZM92 22H93L95 25H92V24H93ZM108 22H109V25H108ZM121 22H123V24H122ZM133 22L136 23V25H140L139 28H137L138 26L134 28V26H136V25H135ZM157 22H159V23H157ZM9 23L11 24V26H10ZM51 23L54 24L55 26L53 25V26L51 27ZM60 23L62 24V26H61ZM67 23H68V25H67ZM81 23H83V24H81ZM84 23H85L86 26H84ZM96 23L98 24V26H97ZM99 23H100L101 25H100ZM114 23H115V26H116L117 29H115V27H114ZM165 23H166V24H165ZM6 24H8L9 26H8V25L6 26ZM14 24H15L16 27H17V31H20L21 28H22L21 31H23V33H21V31H20V33H18L17 31H15V30H16V27H15V29H13L14 26H15ZM75 24H77V25L74 26ZM87 24H88V25H87ZM127 24H128V25L131 24V25L128 26ZM133 24H134V25H133ZM164 24H165V25H164ZM13 25H14V26H13ZM49 25H50V28H49ZM64 25H65L66 28H64ZM69 25H70V26H69ZM71 25H72V27H71ZM102 25H103L104 27H103ZM106 25H107V26H106ZM111 25H113V27H112ZM126 25H127V26H126ZM150 25H151V24H150ZM161 25H162V26H161ZM12 26H13V27H12ZM30 26H32V27L29 29L28 27H30ZM33 26H34L35 28H34ZM47 26H48V27H47ZM58 26H60L61 28H64V29L61 30L60 27H58ZM68 26H69V27H68ZM73 26H74V27H73ZM77 26H78V27H77ZM80 26H81V27H80ZM82 26H83L84 28H86L85 30H84V28H83L84 32H82L83 30H81V29H82ZM92 26H93V27H96V26H97V27L95 28L96 31H99V29H101V30H102L103 28H104V29H103L102 31L98 32V34H96L97 32H93V31H95V30H92V29H93ZM99 26H100V28H99ZM110 26H111L112 30H111ZM118 26H119V27H118ZM125 26H126V27H125ZM132 26H133V28H132ZM143 26H144V24L141 26V29L143 28ZM147 26H148V27H147ZM4 27H5V28H4ZM11 27H12V29H11ZM57 27L59 28L60 32H59V30H58ZM70 27H71V28H70ZM107 27H108V28H107ZM129 27H130V28H129ZM146 27H147L148 29H150V28H149V25H146ZM167 27H166V29L164 28L165 31H166V33L168 32V31H167V30H168ZM3 28H4V29H3ZM46 28H47V29L49 28V29H48L49 31H48ZM77 28H78V29H77ZM113 28H114V29H113ZM131 28H132V29H131ZM0 29H1V28H0ZM44 29H45V31H47V33L44 31ZM53 29H55L56 31L53 30ZM66 29H68V30H66ZM71 29H72V30H71ZM105 29L108 30V31H107L108 33L106 32ZM128 29L131 30V33H130V30H129V32H128V34L130 33V35H127V31H128ZM240 29H241V28H240ZM12 30H14V31H12ZM26 30H27V31H26ZM32 30H34V31H32ZM40 30H41V31L43 30L44 32H43V31L41 32ZM65 30H66V31H65ZM70 30H71V31H70ZM76 30H73V31L76 33V32H77ZM109 30H110V31H109ZM114 30H117V31L120 30L121 33H119V31H118V32H115ZM122 30H123L124 33L122 32ZM144 30H145V29H144ZM144 30H143V31H144ZM146 30H147V29H146ZM158 30H159V29H158ZM28 31H29V32H28ZM30 31H31V32H30ZM35 31H39V33L41 32V33H40L41 35H40L38 32H37V34H36ZM62 31H63V32L65 31V32L62 34V33H61ZM67 31H68V32H67ZM73 31H72V34H73ZM103 31H105L106 33H104ZM135 31H136V30H135ZM150 31H152V30H150ZM150 31L148 32V30H147V31H145V33L148 32V34H150V33H151ZM163 31H164V30H162L161 32L163 33ZM243 31H244V29H243ZM12 32H13V35H12ZM14 32H15V33H14ZM26 32H28V33L26 34ZM48 32H49V34H51L52 37L49 36ZM50 32H51V33H50ZM52 32H53V33H52ZM54 32H55V33H54ZM56 32L59 33V34L57 33L58 37H57V35H55ZM112 32H113V33H112ZM114 32H115V34H117V35H115ZM125 32H126L127 37L129 36L128 39H127L126 35H124ZM161 32H160V33H161ZM5 33H7V34L5 35ZM17 33H18V34H17ZM24 33H25L26 35H25ZM30 33H32L31 36H29ZM34 33H35V34H34ZM43 33H44V34H43ZM60 33H61V37H62V35H63L62 39L59 38V37H60ZM79 33H78V34L76 33V34L79 35ZM93 33H94V34H93ZM100 33H103V34H100ZM110 33L113 34V35H115V36H113V35L111 36ZM162 33H161V34H162ZM166 33H164V34H166ZM237 33H239V31H238ZM241 33H242V30H241ZM241 33H239V34H241ZM246 33H247V32H246ZM246 33H245V34H246ZM19 34H21V35H19ZM53 34H54V35H53ZM87 34H88V35H87ZM99 34H100L101 37H99ZM104 34H106V36L103 37ZM119 34H120V35H119ZM121 34L125 36V37L123 36L125 39L122 37ZM133 34H135V33H133ZM142 34H143V33H142ZM146 34H147V33H146ZM146 34L144 35V36H145V40H143V41H144V42H146V41L149 42L150 45L148 44V46H150L151 48L147 46V42H146V44H145L143 41H141V42H143L142 44H144L145 47L147 46V47L145 48L146 50H147V48H150V49H151V51H150V50H147V51H148V52L150 51L149 53L154 54V56H152V57H155V52L157 51V54H158L159 58H157L158 56L156 55L157 57H155V58H154V62H152V61H153V60H152V57L149 56V54H146V53H145V54L147 55V57H146V55H145L144 53H141L143 50L145 51V49H141V48H144V46H142V44H140V45L142 46V47L140 46V47H141L140 49L142 50L140 53H141V55L144 54V55H142V58H141L140 56H137V57H140V60L138 59L139 61H137V60L135 59L136 55H135L134 57H133L134 54L132 55V59L134 58V59L136 60V61L134 60L133 62H135V64H136V62H138V63H139V67H140V65H141L144 61H146V59H148L149 57L151 58L152 61L149 60V59H150V58H149V59H148V63H150L152 66L149 65L148 68H147V70L150 68V66L153 67V70H154V64H155V67H156V64H158V66H159V68H160V66L163 65L167 60H168V62H167L168 65H170V63H171L170 61H171L172 58H174V59H173V60H174L173 64H174V63L176 64L177 62H179V58H178V57H181V58L183 57V56H180V55L183 54V52L186 50V47L184 48V46H183L184 50H182L183 48L181 49V51H183V52H182V53H179L180 50H179V49L177 50V48H178V47L181 48L182 46L180 47L179 45H176L177 47H176V48H173V49H176V50H170L172 53L169 52V54H170V61H169V59H168V58H169V55H168L167 53H168L169 50L167 51V49H168V48H166L167 45H169V46L172 47V45H173L174 43L176 44L178 41H176V42L174 41L173 44L171 43L172 45L169 44V43L171 42V41H169L168 44L166 43V47H165V48L162 46V47H163L162 51H161V47H160V46H159V47L157 46V49L160 48V51L162 52V53H161V52L159 51V53H160V55H159L158 50H157L155 47H154V48H155L156 50H155V51L152 50V48H153L152 46H156V44H155V45L152 44V43H153V42H152V41H153L152 39H153V36H154V35L156 36V37L154 36L155 38H157V37L160 36V35H158V34H154V33H153V34H150V35H152V37L149 38V36L146 35ZM164 34H162V37H164ZM168 34H169V32H168ZM168 34H167V36H168ZM239 34H238V35H239ZM242 34H243V33H242ZM4 35H5L7 38H6ZM7 35H8V36H7ZM9 35H11V36H9ZM15 35H16L17 37H16ZM22 35H23L24 37H23ZM27 35H28L29 37H28ZM32 35H33V37H32ZM39 35L41 36V38H40ZM77 35H76V36H77ZM84 35H82V36H84ZM95 35H96V36H95ZM107 35H110V36H107ZM13 36H15V38H14ZM21 36H22V37H21ZM25 36H27V37H25ZM55 36H56V37H55ZM73 36H75V34H74ZM85 36H84V37H85ZM93 36H95L96 38H93ZM118 36H121L122 39L120 40L121 37H118ZM146 36H148V38H149L151 41L147 40V37H146ZM167 36H165V37H167ZM242 36H243V35H242ZM8 37H11V38H8ZM20 37H21V38H20ZM37 37H38L39 40L37 39ZM53 37H54L56 40H52L51 38H53ZM105 37H107V38H105ZM108 37H109L110 39H109ZM115 37H116L117 39H116ZM162 37H158V39H160V38H162ZM17 38H18V39H17ZM23 38H24V39H23ZM26 38L28 39L27 42H28V41H31V42L26 43ZM34 38H35V39H34ZM42 38H43V40H42ZM46 38H47V39H46ZM54 38H53V39H54ZM57 38H59V39H57ZM65 38H66V39L68 38V40H66ZM70 38L72 39V36H71ZM88 38H87V39H88ZM100 38H101V40H100ZM114 38H115V39H114ZM10 39H11V40H10ZM12 39H13L15 42L12 41ZM29 39H30V40H29ZM40 39H41L43 42H42ZM81 39H82V38H79L78 41L81 40ZM95 39H96V40L98 39V40L95 41ZM111 39H114L115 43H114L113 40L111 41ZM126 39H127V40H126ZM134 39H135V38H134ZM163 39H164V38H163ZM166 39H167V38H166ZM166 39H165V42H166ZM17 40H19L20 42L17 41ZM23 40H24V41H23ZM32 40H33V42H32ZM36 40H37V41H36ZM49 40L54 41V42L51 43V41H49ZM57 40H58V41H57ZM63 40H65V41H63ZM83 40L85 41L86 39L83 38ZM88 40H89V39H88ZM88 40H87V41H88ZM122 40H124V41H122ZM132 40H130V41H132ZM44 41H46V42H44ZM55 41H57V42L55 43ZM84 41H83V42H84ZM98 41H99V42H98ZM100 41H101V42H100ZM102 41H103V42H102ZM119 41H122V42L120 43ZM130 41H129V42H130ZM133 41H134V40H133ZM161 41H162V39H161ZM167 41H168V40H167ZM172 41H173V40H172ZM13 42L15 43L14 45L12 44ZM17 42H19V43H17ZM21 42H22V43H21ZM35 42H34V44H35ZM39 42H40V43H39ZM48 42H50V43L53 45V49H54V50L52 49V46H51L50 43H49V46L47 45ZM64 42H67L68 45H67V43L64 44ZM116 42H119V43H116ZM139 42H140V41H139ZM141 42H140V43H141ZM158 42H160V41H158ZM163 42H164V40H163ZM0 43H1V42H0ZM16 43H17L18 45H17ZM45 43H46V44H45ZM61 43H62V44H61ZM70 43H71V40H70ZM78 43H79V42H76V45H77ZM80 43H81V42H80ZM100 43H101V44H100ZM102 43H103L105 46L107 45V47H104V45H103ZM111 43H112V44H111ZM132 43H133V42H132ZM132 43H129V44H132ZM135 43H136L135 45L137 46L138 42H135ZM4 44H5V45H4ZM34 44H33L32 47H35ZM44 44H45V45H44ZM98 44H100L101 47H102V48L100 47L99 50H98ZM113 44H115V45L112 46ZM116 44H119V46H117ZM120 44H121V45H123V44H124V45L127 44L128 46L126 47V45H125V47L123 46L124 48L122 47V49H119V48H121V47H120ZM175 44H174V45H175ZM177 44H180V43H177ZM65 45H66V46H65ZM102 45H103V46H102ZM108 45H109V46H108ZM138 45H139V44H138ZM151 45H152V46H151ZM158 45H159V44H158ZM181 45H183V44H181ZM190 45H191V44H190ZM13 46H14V47H13ZM28 46H29L30 48H29ZM43 46H44V47L46 46L47 48H50V49H47V48L44 49ZM54 46H55L56 49L54 48ZM57 46H58L59 51H58V49H57ZM64 46H65L66 49L63 50ZM110 46H111L112 48L115 47V48L112 49V51L114 50L115 52H110V50H111ZM207 46H208V45H207ZM215 46H216V45H215ZM1 47H2V48H1ZM11 47H13V48H11ZM16 47H17V49H15ZM26 47H27V48H26ZM59 47H60V48H59ZM61 47H63V48H61ZM116 47H118V49H117ZM211 47H214V46L211 45ZM20 48H19V51L21 50ZM25 48H26V49H25ZM128 48H130V47H128ZM133 48H134V50L132 51ZM136 48L139 49L138 47H136ZM105 49H106V50H105ZM108 49H109V50H108ZM137 49H136V50H137ZM140 49H139V50H140ZM169 49H170V48H169ZM8 50H11V52H9ZM33 50H34V48H33ZM37 50H36V51H37ZM55 50H56V51H55ZM60 50H63L61 54L58 53V52H60ZM107 50H108V51H107ZM117 50H118V51L120 50L119 53H117ZM129 50L131 51V53H133V52L135 51V46L133 47V44H132V47H131L130 49H128V53L131 54V53L129 52ZM139 50H138V52H139ZM164 50L167 51V53H166V52L164 53V52H163ZM6 51H8V52H6ZM29 51H28V52H29ZM57 51H58V52H57ZM64 51H65V52H64ZM85 51H86V52H85ZM89 51H92V52H94V53H92V52L89 53ZM122 51H121V54H123ZM125 51H127V49H126ZM147 51H146V52H147ZM152 51H153L154 53H152ZM173 51H174V52L177 51V52L179 53V54L177 53V54H178V57H177L178 59L175 57L176 54H175ZM186 51L188 52V50H186ZM186 51H185L184 53H186ZM24 52H25V51H24ZM45 52H46V51H45ZM45 52H44V53H45ZM52 52H49V53L52 54ZM80 52H81V53H80ZM84 52H85L86 54H84ZM95 52H96V53H95ZM105 52H103V53H105ZM148 52H147V53H148ZM32 53H33V52H32ZM38 53H39V52H38ZM41 53H42V52H40V54H41ZM47 53H48V52H47ZM47 53H45V54L42 53V55H46L47 57L49 56V57H48V59H49L51 55H48ZM64 53H65V54H64ZM66 53H67V55H68V56H67L68 58L65 56ZM68 53H69V54H68ZM115 53H116V54H115ZM126 53H127V52H126ZM134 53H136V51H135ZM140 53H139V54H140ZM173 53H174V55H173V57H172L171 54H173ZM190 53H191V52H190ZM192 53H193V52H192ZM1 54H4V52L1 53ZM33 54H35V51H34ZM83 54L86 55V56H84ZM124 54H125V53H124ZM124 54H123V55H124ZM139 54L137 53V55H139ZM151 54H150V55H151ZM217 54H218V53H217ZM4 55H5V54H4ZM88 55H89V56H88ZM112 55L110 56L111 59H112V60H115L116 63H117V62H118L117 60L120 58V56L117 55L119 58L116 56L115 59H114V58H112ZM123 55H121V56H123ZM167 55H168V56H167ZM185 55H186V54H185ZM185 55H184V56H185ZM190 55H192V57H193V54H190ZM190 55H189V56H190ZM60 56H61V57H60ZM64 56H65L66 58H65ZM82 56H83V57H82ZM161 56H162V57L165 56V57L163 58V61H164V62L162 61ZM186 56H187V55H186ZM189 56H188V57H189ZM218 56H219L220 60H221L222 58H224L223 54H222L223 57H220V56H221L220 54H219ZM71 57H72V55H71ZM71 57H70V58H71ZM79 57L74 58V59H75V62H76V61H77V63L82 62L81 58H80V61L78 62ZM93 57H94V58H93ZM110 57H108V58H110ZM123 57H125V55H124ZM123 57H122L121 60H124V59H125L124 61L127 60L126 57H128V60H127V61H129V58L131 59V56H130V55H129V56L127 55L124 59H123ZM145 57H146V58H145ZM166 57H168V58L166 59ZM190 57H191V56H190ZM91 58H92V59H91ZM96 58H95V59H96ZM156 58H157L158 63H157V61H155ZM175 58H176V59H175ZM185 58H186V57H185ZM219 58H218V59H219ZM52 59H51V60H52ZM62 59H63V60H62ZM71 59H72V58H71ZM71 59H70V60H71ZM101 59H103V57H102ZM101 59H100V60H101ZM160 59H161V61H162V62H161L162 64H161V63L159 64V62H160L159 60H160ZM164 59H165V60H164ZM183 59H184V58H183ZM186 59H187V58H186ZM190 59H192V58H190ZM190 59H189V60H190ZM60 60H61L62 62H61ZM68 60H67V61H68ZM70 60H69L68 62H69V65H71V68H69L70 71H69V70H68V71H65L66 69L64 70L65 75H64V74H61V73H63V72H61L60 75H58V74L55 72V75H56V74L58 75V78H56V77H57V75H56L55 80H54V82H55L56 79H58V80L56 81V83H55L54 88H53L54 83H53V85H52V88H53L52 90H54V91L52 92V93H54V98H53V100H55V102H58V101H57L58 98H59V100H61L60 98H62V102H63V99H65L64 96H66V95H67L66 98H67V100H68V98L70 97V96H69L70 94H68V93L72 92V90H73V88H74V87H71L72 85L70 86V84H72V82H71V83L68 82V81H71V80H70L71 76H69V75L73 74V73H71V72H74V70L78 69V67H77V64L75 63L76 66H74L75 64H74L73 66L76 67V68L72 69L73 66H72V64H70V62L72 63V61H70ZM97 60H99V59H97ZM97 60H96V61H97ZM100 60L97 61V62H99V63H97V62L95 61V64L97 63V64L99 65V67H98L97 65L95 66V65L93 64V62H90V63H92V64L90 65V67H91V71H90L91 73H90V75H91L92 72H93V74H92L93 77H94V73H96V72H94V71H97V70H95L96 68L99 69V70H100V68H102L101 70H103V69L105 68V67L103 66L102 61H101V63H100ZM142 60H143V62H142ZM177 60H178V61H177ZM180 60H181V59H180ZM64 61H65V64H64ZM124 61H121V62H120V60H119V63H122V62H124ZM185 61H186V60H183L184 63H182L181 61H180V62L182 63V65H183V64L185 65V64H186ZM190 61H191V60H190ZM190 61L187 60V65H189L188 62H190ZM52 62H53V61H52ZM54 62H55V61H54ZM129 62H130V64H132V63H131V62H132L131 60H130ZM140 62H141V64H140ZM55 63H56V62H55ZM58 63H57V64H58ZM61 63H62V65H61ZM87 63H88V62H87ZM124 63H125V62H124ZM126 63H128V62H126ZM144 63H147V61L144 62ZM148 63H147V64H148ZM181 63H180V65H181ZM57 64H56V67L58 66ZM67 64H68V63H67ZM81 64H83L84 67H81ZM114 64H115V62H114ZM117 64H118V63H117ZM147 64H146V65H147ZM165 64H166V63H165ZM165 64H164V65H165ZM175 64H174V66L176 67L178 63H177L176 65H175ZM190 64H193V62L191 61ZM86 65H88V66H86ZM92 65L95 66V69H94V67L92 68ZM100 65H101V67H100ZM104 65H105V64H104ZM119 65L121 66L122 64H118V67L120 68ZM126 65H127V64H126ZM126 65H125V64H124V66L122 65V68L125 67ZM136 65H137V64H136ZM136 65H135V67H138V65H137V66H136ZM164 65H163V67H165V68H163V70H162V68H161V71H160V69L157 67L159 70H156V68H155V71H157V72H162V71H163V72H166V70H167V72H168V70H169V73H170V71H171L172 69H173L172 71H174L175 69H177V68H175V69L172 68V69L170 70V69H169L170 67H169L168 69H166L167 64H166L165 66H164ZM182 65H181V66H182ZM184 65H183V66H184ZM187 65H185V66H187ZM61 66H62V67H61ZM129 66H132V67H133L134 64H133V65H129V64H128V68L130 69ZM141 66H142V70H143L144 76H145L146 73H147V76H148V77L146 76L145 79H144V77H143V79H144V80L147 79V81H149L148 78H149V76H150L151 74H148V73H150V69H151V68H150L149 71L147 72V71L145 70L146 67H144L143 64H142ZM170 66H171V65H170ZM183 66H182V69L179 68L180 70H178V73H179V71H180L181 74H180V73L177 74V77L180 78V80H179L178 78H177V79H174V77H175L176 75H173V76H172L173 78H172V77H170V78L168 77L169 80H168V79L165 80V81H167V83H165V84H167V86H168L167 88H170L169 91H168V89L165 88V87H166L165 84H164V85L161 84V87L163 86V88L158 87V90H160V91H158V92H161V91H162V93H161L162 96L160 95V97H161V98L163 97L162 99H164V100L161 99V101H160V106H161V104L164 102L162 106L165 107V106L167 105L166 108H170V109H167V110H168L169 112H172V113L174 112L173 114L176 115L175 117H177V118L179 117V118H180V119H179V118L177 119L178 121H174V122H176V123H174V127H173V128L176 129V130L174 129V131H177V129H178V131H179V130H182V132L189 133L190 135L193 134V132H194V133L202 134V136H203V135H204V136H210V135H211V131H210L208 128L202 127V126H200V125H198V124H196V123L194 122V120H193V113H192L191 110H188V112H186L187 110H184V111H183V109H179V108H177L176 106H175V108H174V106H173L174 104H171V103H172L171 100L175 99L177 94L179 95V96L177 95V96H178V97H177V98H178L177 100H179V99L182 97L181 94H180V92H177L178 90H175V89L178 88V87H177V84L181 82V75H182V76L184 75L183 71H181V70H184V72H189L190 74H191V72H192V75L195 74L196 76L194 77V76H192V75H189V74H186V73H185L186 76L189 75V78H191V79L194 77L195 79H192V81L194 80V82H196V80L201 81L203 78L206 77V76H203V74H204L205 72L203 73L202 70H201V68L199 69V67H198V68L195 70L196 65H192L191 67L189 66V69L191 68V70H189V71H188L187 68H185V69L187 70V71H185V69H183L185 66H184V67H183ZM69 67H70V66H69ZM85 67H86V68H85ZM110 67H111V69H112V68L114 69V73H119V72H117L119 69L116 70L114 67H112V66H110ZM110 67H108V69L105 68V69H106V74H107V75H108V73H110V72H107V70H109ZM115 67H117V65H115ZM139 67H138V68H139ZM143 67H144V69H143ZM167 67H168V66H167ZM171 67H172V66H171ZM178 67H179V65H178ZM193 67H194V68H193ZM192 68H193V69H192ZM71 69H72L73 71H72ZM82 69H83V70H82ZM85 69H86V70H85ZM92 69H93V70H92ZM105 69H104V71H105ZM111 69H110V70H111ZM113 69H112V70H113ZM120 69H121V68H120ZM129 69H128V70H129ZM164 69H166V70L164 71ZM99 70H98V71H99ZM101 70H100L99 72L102 74ZM110 70H109V71H110ZM115 70H116V71H115ZM122 70H123V69H122ZM128 70H127V71H128ZM137 70H138V72H139V70L141 71V69H137ZM153 70L151 71V73H153V75H156V76H157V74H156L157 72H154ZM193 70L196 71V72H193ZM200 70H201V72H202V73H201L202 76H201V74L198 75V73H197V72H200ZM77 71H78V74H79V73H80V72H79V69H78ZM77 71H75V72H77ZM87 71H88V72H87ZM104 71H103V73H104ZM124 71H125V72H124ZM175 71H176V70H175ZM75 72H74L73 76H74V78L77 79V76H78V75H76ZM132 72H133V71H132ZM132 72H131V75H129V74H130V72H129V74H128L129 77H130V76H134V74L137 73V72H133V73H132ZM145 72H146V73H145ZM167 72H166V73H163V75L161 76V78H162V77L167 78V76H170V74L167 73ZM70 73H71V74H70ZM100 73H97V74H100ZM114 73H111V77H112V75L114 76ZM124 73H125V74H124ZM126 73H128V72H126V68H125V70H123V74L126 75ZM140 73H142V71L139 72V74H140ZM154 73H155V74H154ZM176 73H177V72H176ZM182 73H183V74H182ZM193 73H194V74H193ZM66 74H69V75L66 76ZM97 74H95L96 77H94V78H96V79H98V78H97ZM123 74L121 73V70H120V74H119V75H123ZM132 74H133V75H132ZM172 74H173V72H171V75H172ZM81 75H79V78H80V79H81ZM104 75H105V74H104ZM119 75H118V76H119ZM164 75H167V76H164ZM178 75H179V76H178ZM73 76H72V78H73ZM92 76H90V77H92ZM115 76L118 77L116 74H115ZM115 76H114L112 79H115L116 81L111 79L112 81H114V82H112V84H114V83L116 82V83L119 85V82H118L119 79L116 78ZM137 76H138V75H137ZM140 76H141V75H140ZM140 76H139V77H140ZM142 76H143V74H142ZM142 76H141V77H142ZM190 76H191V77H190ZM200 76H201V77H200ZM59 77H60V78H59ZM69 77H70V78H69ZM86 77H87V79H86ZM86 77H83V79L85 78V79H84V82L87 80V81H86L87 83L85 82V83H84L85 85H84V84L80 85L81 87L78 86V85L81 84V83H83V82H82V79H81V81H80L79 78L77 79V80L80 81V82H79V84H78V81H76V83H75L76 86H75V84H74L75 88H74L73 91H75L78 87H80V88H86V87H88V88H86V90H89L90 93H91V91H92V92L94 91V92L92 93V95H93V94L97 91V89H98L99 91L101 90L100 88H101L102 86H101V84H100V82H101L100 80H99V83H98V82H96V80L92 79L94 82L98 83V84H95V85H96V86H99V87H96V89L94 90L95 87L93 86V85H94L93 82H90L91 85L93 84V85H92V86L94 87V88L92 87L93 89H91V85L88 84V83H89V82H88V78H89V81L91 80L90 77H88L87 75H86ZM111 77H110V78H111ZM125 77H127V75H126ZM134 77H135V76H134ZM152 77H154V76H152ZM158 77H159V76H158ZM158 77H157V78H158ZM184 77H185V75H184ZM184 77H183V78H184ZM196 77H197V78H196ZM199 77H200V79H198ZM202 77H203V78H202ZM110 78H108L109 80H106V81H110V82H111ZM131 78H132V77H131ZM154 78H155V80L157 79L156 77H154ZM154 78L152 79V78L150 77V80H151V81H149V82H152V80L155 82ZM159 78H160V77H159ZM165 78H163V79H165ZM171 78H172V80L174 79L173 82L171 81ZM175 78H176V77H175ZM183 78H182V79H183ZM189 78H188V79H189ZM201 78H202V79H201ZM59 79H61V80H59ZM67 79H68V80H67ZM76 79H75V80H76ZM103 79H104V78H103ZM103 79H102V80H103ZM106 79H107V77H106ZM138 79H139V78H138ZM141 79H142V78H140L139 80H141ZM143 79H142V81H144ZM163 79H161V80H163ZM92 80H91V81H92ZM117 80H118V81H117ZM126 80H127V78H126ZM128 80H129V79H128ZM159 80H160V79H159ZM159 80H158V81H159ZM161 80H160L159 82L156 81L154 84H156V83H157V84H158V83L160 84L161 82L164 83V82L161 81ZM176 80H179V81H177L178 83H177V82H174V81H176ZM189 80H190V79H189ZM3 81H4V80H3ZM103 81H104V80H103ZM137 81H138V80H137ZM147 81H146V83H147ZM168 81H170V82H172V83H175V84L177 83V84H176V85H173L172 83H168ZM198 81H197V82H198ZM59 82L61 83V86H60V83H59ZM73 82H75V81H73ZM104 82H105V81H104ZM110 82H109V83H110ZM204 82H205V83H204ZM204 82L201 81V83L203 84V86H205V87L207 88V87L209 86V85H208L209 83H207L206 81H204ZM5 83H7V82H5ZM39 83H40V81H39ZM65 83L69 84V87L72 88V89L69 88V89H70V90H69V89H68V85L66 84V86H65ZM109 83H107V82H106V84L103 83V84H104L103 87H106V85H108V87H107V88H109V91H108V92H110V90H111L112 93H113V90H115L116 87H118V86L116 85V83H115L114 85L111 84V86L114 87V88H112L111 86L109 87V85H110ZM127 83H128V81H127ZM133 83L135 84L136 82L134 81ZM141 83H142V82H141ZM146 83H145V84H146ZM199 83H200V82H199ZM77 84H78V85H77ZM87 84H88V86H86ZM99 84H100V85H99ZM103 84H102V85H103ZM128 84L130 85V83H128ZM136 84H137V83H136ZM136 84L134 85L135 87L139 86V85L136 86ZM142 84H143V83H142ZM142 84H140V85H142ZM170 84H172V86L169 87ZM181 84H182V83H180V84H178V85H181ZM6 85H7V84H4V87H5ZM206 85H207V86H206ZM0 86H2V85L0 84ZM9 86H10V85H8L7 87H9ZM77 86H78V87H77ZM84 86H85V87H84ZM119 86H120V85H119ZM121 86H122V87H118V88H121V89L123 88L124 90H126V89H125V88H126V85H125V84H124V85L122 84ZM123 86H125V88H124ZM130 86H131V85H130ZM159 86H160V85H159ZM2 87H3V86H2ZM10 87L13 89V92H11L12 89H11ZM10 87H9V91H10L11 93H10L9 91L7 92V89H8V88H7L6 90H3V91L7 92V95H9L8 97H10V98H14V96H10V95H11L12 93H13V95H15V94H14V92H15V91H14V90H15L14 88H15V87H14V86H10ZM64 87H65V88H64ZM76 87H77V88H76ZM103 87H102V89H103ZM132 87H133V86H132ZM174 87H176V88H174ZM226 87H227V86H226ZM58 88H60V89H58ZM63 88H64V90H63ZM107 88H106V89L104 88L103 90H106V92H107V90H108ZM118 88L116 89L117 92H119V91H118V90H119ZM223 88H225V87H223ZM227 88H228V87H227ZM229 88H230V86H229ZM231 88H233V87L231 86ZM0 89H5V88H1V87H0ZM18 89H20V88H17V87H16V90H18ZM55 89H58V91L56 90V91H57V92H56ZM123 89L121 90V93L124 92V94H125L126 91H123ZM130 89H131V88H130ZM165 89H166V90H165ZM21 90H22V89H21ZM21 90H20L19 92H21ZM27 90H31V89H27ZM66 90H67V91H66ZM82 90H84V89H82ZM86 90L81 91V89H80L81 92H80L79 94L76 93V92H77V90H76V91H75V94H77L78 96L80 95L79 98H81V99H82V98L85 99V98L88 97L89 94H90L89 91H88V93H87ZM127 90H128V87H127ZM138 90H139V89H136V90H135V88H134V89L132 90V94L137 95L136 93H133V91H136V92H137ZM170 90H171V91H170ZM223 90H224V89H223ZM228 90L232 91L231 89H227V91H228ZM22 91H23V90H22ZM62 91H63V92H62ZM68 91H69V92H68ZM128 91H129V90H128ZM128 91L126 92L127 94H126L124 97L127 96V97L129 98L128 95L131 94V90H130V92H128ZM175 91H176V92H175ZM225 91H226V90H225ZM234 91H235V89H233V91H232L231 93L228 91V92L230 93V96H229L230 98H231V95H232V96H235V95H237V93H238V95L240 94V91H235V93H234ZM19 92H18V93H19ZM58 92H60V93H58ZM78 92H79V91H78ZM82 92H83L84 94H82ZM85 92H86V93H85ZM138 92H139V93H138ZM138 92H137V93H138V96H135V95H132V94H131V95L133 96V97L131 96L132 98H129V99H128V98L126 97L129 101H128V100H124V102H123V100H122L123 97H121V98L119 97V98L122 100V104L120 103L121 101H117V100H116L117 98L114 99V97L117 96L116 92H115L116 95H114V96L111 94V95L113 96V98H111L112 96H111L110 94H107L108 96H109V95L111 96V97H109V98H111L112 101H113V99H114V101L116 100V102H119V106H117V105H118L117 103L112 102V101H111L112 103L109 101V103H110L109 105H110V106H111L112 104H114V105H112V106H115V105H116V107H113L112 109L114 110V109L116 108L117 110L115 109L114 111H115L119 116H121L123 103L126 104V103L130 102V99H132L133 103H132V102H130V103H132V104H135V103H136V104H137V107H139V109L141 108L140 110H141V112H142V111H143V110H142V106H141L140 103H139V102H141V98L139 97V95H140L141 92H140V91H138ZM165 92H166V93H165ZM3 93H4V92H3ZM8 93H10V94H8ZM15 93H16V96H17V91H16ZM21 93H22V92H21ZM21 93L18 94V97L21 95ZM55 93H56V94H55ZM62 93H63V94H62ZM65 93H66V94H65ZM72 93H73V92H72ZM96 93H99V92H96ZM96 93L94 94L95 97H94V95H93V96L91 95V97L89 96L92 100L95 99V101L92 102V100H91L90 102H88V103H90L89 105H91V104H92V105L90 106V108L87 107V108H86V111H88L87 109H91V107L93 108V103H94V102L96 103V106H98V104H97V103H98L97 100H101V99H97V98H98L99 96H102V95H100V94H102V91H100V94H99V95H96ZM103 93H104V91H103ZM232 93H234L235 95L232 94ZM1 94H2V93H1ZM23 94H24V91H23ZM23 94H22V96H20L19 98L24 97ZM73 94H74V93H73ZM81 94H82L83 96H82ZM85 94H86V96H85ZM158 94H160V93H158ZM173 94H174L175 96H174ZM222 94L224 95V93H222ZM222 94H221V95H222ZM226 94L228 95L227 92H226ZM226 94L224 95L225 99H223V98H224L223 96H221V97H223V98H221V97L219 96V97L221 98V99L219 98V99H220V102L218 101V100H219V99H218V96H217L218 94L215 95V96H217V97H215V96H213V95H212V97H211V96L209 95V97H211V98H213V99H214V98L218 99V100H217V104H216V102H214V104H213V102L210 103V104H211V105H214V106H216V105L219 104V106H216V107L213 106V110H212V108L210 107L211 110H212V112H211L210 110H207V112L210 111L211 113H213V111H214V114H215L216 111H217V109L219 110V108H222V109L225 108L226 106L223 107V105H222V104H224V103L221 104V107H220V103H221V100H223V102L226 100ZM241 94H242V93H241ZM241 94H240V95H241ZM4 95H5V97H6V93H4ZM4 95H3V97H4ZM56 95H57V97H56ZM60 95H61V96H60ZM87 95H88V96H87ZM104 95L106 96V93H105ZM104 95H103L102 97H104ZM118 95H119V93H118ZM122 95H123V94H122ZM168 95H169V96H168ZM253 95H254V94H253ZM255 95H256V94H255ZM71 96H72V95H71ZM78 96H77V97H78ZM96 96H98V97H96ZM108 96H107V97H108ZM120 96H121V94H120ZM141 96H142V94H141ZM180 96H181V97H180ZM241 96H243V97H240V96H239V98H242V99H240V100H239L238 97L235 96L236 99H237V100H236L237 102H238V100H239V102H241V101L243 100L244 95L242 94ZM246 96H247V99H248V100L246 99ZM249 96H250V95H249ZM249 96H248V94L245 95V98H244V99H246V100H244V103H246V102L249 101ZM8 97H6L5 99H7ZM52 97H53V96H52ZM74 97H75V96H74ZM74 97H73V98H74ZM89 97H88V98H89ZM107 97H106V98L104 97V98H105L104 101H106V102L109 100V99H107ZM117 97H118V96H117ZM135 97H136V98H135ZM138 97H139L140 101L137 99ZM143 97H144V96H143ZM173 97H174V98H173ZM227 97H228V96H227ZM252 97H254V96H252ZM16 98H17V97H16ZM73 98H72V99H73ZM79 98H78V99H79ZM88 98H86V99L88 100ZM90 98H89V100H90ZM99 98H101V97H99ZM104 98H102V100H103ZM167 98L170 99V102L168 101L169 99L167 100ZM14 99H15V98H14ZM14 99H11V101H13ZM78 99H77V101H79V100L81 101V99H79V100H78ZM86 99L83 100L82 103H83V102H84V103H87V100H86ZM96 99H97V100H96ZM124 99H125V98H124ZM135 99H136V100H135ZM9 100H10V99H9ZM17 100H19V102L16 101V99H15V101H16L17 103H19V106H21V105H20V99H17ZM22 100H23V99H21V101H22ZM74 100H75V98H74ZM89 100H88V101H89ZM134 100H135V102H134ZM175 100H176V99H175ZM175 100H174V101H175ZM85 101H86V102H85ZM126 101H128V102H126ZM165 101H166V102H165ZM174 101H173V102H174ZM245 101H246V102H245ZM254 101H255V100H254ZM65 102H66V101H65ZM91 102H92V103H91ZM101 102H102V101H101ZM101 102H100V103H101ZM144 102H145V101H143L142 103H144ZM161 102H162V103H161ZM218 102H219V103H218ZM237 102H236V104H239V107H242V105L244 104V103L241 102L242 104H241V106H240V103H239V102L237 103ZM249 102L251 103V102H252V99H250ZM59 103H61V101H60ZM82 103H81V106L79 105L80 108H81V111H82V107H83V109H85L84 106L88 104V103H87V104L84 105V103H83V104H82ZM95 103H94V106H95ZM100 103H99V104H100ZM138 103H139V106H138ZM142 103H141V104H142ZM23 104H24V103H23ZM78 104H79V103H78ZM78 104H77V105H78ZM104 104H105V103H104ZM125 104H124V106H123V107H125V109L123 108V109H124V110H123V113H124V114H123V113H122V114H123L124 116H125L126 114H129V115H127V116H128V117H127V120H128V122H131V124L128 123L127 125L129 126V127H128V130L131 129V131H132V130H135V129L133 128V126H135V124L138 122V119L136 120V118H138V117L140 116L139 118L141 119L142 116L140 115V112H138L139 114H138V113H137V114H136V113L134 114V112H137V110L134 108L133 105H131V104L129 105V104H128L129 106L127 105V107L132 106V109L134 108V110H132L131 107H130V108H129L130 110H128V111H131V110H132L131 113H133L134 116H135V115H136V116L138 115V117L133 118V117H134V116H133L132 119H130L129 117H131V116H130L131 113H129V112H126V113H125V112H124V111L127 110ZM169 104H171V106H173V107H168ZM210 104H208V105H210ZM101 105H102V104H101ZM105 105H106V104H105ZM105 105H104V106H105ZM109 105H108V106H109ZM121 105H122V106H121ZM146 105H147V104H146ZM164 105H165V106H164ZM96 106L94 107V108H95V111H97V113L100 112V113H102V114H105V113H106V114H105V117H108V118H105V117L103 118L102 115H100L101 117H100L99 115H97V116H98V117H97L96 115H94L95 113H94V114L90 113V112H92V110H93V109H92V110H90L89 113L87 112V114H86V111H85V112H81V114L83 113L84 116L86 115V118H83L84 116L82 117V119H83L82 122L88 120L90 123H92V122L94 121L93 118H95V117H96V118H99V117H100L101 119H100V118H99V119L102 120V122H104V121H109V120H107V119L112 118V115H111V114H114V113H115V112H113V110H112V109L110 108V106H109L108 110H110L111 112H113V113L110 114V116H111V117H110L109 114L107 115V112H105V111H106L105 109H107L106 107H105V109H104V107L102 108L101 106H98V107H96ZM108 106H107V107H108ZM112 106H111V107H112ZM120 106H121V107H120ZM135 106H136V105H135ZM143 106H145V104H144ZM162 106L159 107L158 110H155V109L152 107V108L155 110L154 113L156 114L157 111H159V112L161 113L162 111H160V110H161L160 108H163ZM206 106H207V104H206ZM228 106H229V105H228ZM85 107H86V106H85ZM100 107H101L102 109L105 110V111H104L105 113L103 112V110H102ZM137 107H136V108H137ZM145 107H147V109H145ZM145 107H144V109L147 111V114L149 113V112H148L149 109H150V110H153V109L149 108L150 105L145 106ZM96 108H97V109H96ZM98 108H100L99 111H98ZM148 108H149V109H148ZM173 108H174V109H173ZM214 108H215V109H214ZM226 108H227V107H226ZM226 108H225V109H226ZM120 109H121V112L119 111ZM171 109H172V110H171ZM177 109H179V110H177ZM145 110H144V111H145ZM154 110H153V111H154ZM162 110H163V111H166V110H164V108H163ZM176 110H177V111H176ZM226 110H227V109H226ZM83 111H84V110H83ZM95 111H94V112H95ZM118 111H119L120 113H119ZM133 111H134V112H133ZM144 111H143V112H144ZM153 111H151V112L153 113ZM108 112H109V111H108ZM151 112H150V113H151ZM159 112L157 113L156 116H152V117H151L152 119H149L150 116L152 115V113H151L150 116L147 115L146 113H143V115L145 114L146 116H149V118L145 117V115H144V116L142 117V119H143L144 122L141 121L142 123H144V125H143L142 123H140L143 127L140 128V127H138L137 125H136L135 127H136L137 129L139 128L140 130H141L142 128H143V129L146 128V129H148V130L145 129V131H144V130L142 129V131H144V132L141 131L140 135H143V136L138 135L139 138H138V137H136V139H135V137H134V138H131L132 141H133L132 144L135 145V146H134V145H131L132 147H133V146H134V147H137V146H136L137 144H135V143H139V144H140L142 141H144L145 144L147 143L146 145H145V144L143 145V146L147 147L148 143H150V141H153V138L155 137V135H156V133L158 132V130H159L160 128H162V127L160 126L159 123L163 122V121H164L163 119H165V118H164L165 116L162 117L161 115H159ZM180 112H181V113H180ZM100 113H99V114H100ZM150 113H149V114H150ZM179 113H180V114H179ZM184 113H185V114H184ZM187 113H188V114H187ZM217 113H218V112H217ZM141 114H142V113H141ZM155 114H153V115H155ZM161 114H162V113H161ZM206 114L211 115L210 113H206ZM88 115H90V116L92 115V116L90 117V116H88ZM114 115H115V114H114ZM123 115H122V116H123ZM158 115L161 116V117L163 118V119H162L161 117H159V119H161V120H160L161 122H160L159 119H158ZM180 115H181V116H180ZM191 115H192V116H191ZM212 115H213V114H212ZM212 115H211V116H212ZM87 116H88V117H87ZM93 116H95V117H93ZM115 116H116V118H117V115H115ZM122 116H121V119H120V117H119L120 121H121L122 118L124 117V116H123V117H122ZM251 116H252V115L250 114V117H251ZM92 117H93V118H92ZM109 117H110V118H109ZM155 117H156V118H155ZM190 117H191V118H190ZM87 118H88V119H87ZM89 118H90V120H92V121H90ZM91 118H92V119H91ZM102 118H103V119H106V120L103 121ZM153 118H154V120H153ZM187 118H188V120H187ZM252 118L254 119V117L252 116V117H251V120H248L247 122H249V121H250V122L253 121ZM84 119H85V120H84ZM140 119H139V120H140ZM147 119H148V121H147ZM156 119H157V120H156ZM175 119H176V118H175ZM175 119H174V120H175ZM100 120L97 119V120L94 121L95 123L93 122L92 124H93V125H94V124H98V126H101V125L105 124V122L102 123ZM113 120H114V117H113ZM113 120H111V122L109 121V122H110V126H111ZM115 120H118V118L115 119ZM123 120H124V118H123ZM123 120H122V123H121L120 121H116V122H117V123L120 122V123H118V125H121V124H123ZM129 120H130V121H129ZM131 120H132V121H131ZM133 120H134V121L136 120V121H135L136 123H134ZM145 120H146L147 122H146ZM149 120H152V122H150ZM162 120H163V121H162ZM181 120H182V122H181ZM230 120H231V119H230ZM233 120H234V119H233ZM233 120H232V121H233ZM254 120H255V119H254ZM49 121H51V123H52V121H54V120L52 119V120H49ZM49 121H48L47 123H50ZM96 121H98V122H96ZM99 121H100V122H99ZM125 121H126V117H125L124 122H125ZM156 121H158V123H157ZM179 121H180V122H179ZM241 121H242V120H241ZM55 122H56V120H55ZM55 122H54V123H55ZM109 122H106V123L108 124ZM132 122H133L134 124H133ZM139 122H140V121H139ZM139 122H138V124H139ZM148 122H149V123H148ZM154 122H155V124L157 123V124H156L157 127H158V126L160 127V128L158 127L159 129L156 128ZM243 122H244V120H243ZM247 122H245V123H247ZM253 122H254V121H253ZM253 122H252V123H253ZM54 123H53V125L50 124V126H51V128H49L50 130L53 129L52 127H54V129H55ZM57 123H58V120H57ZM100 123H101V124H100ZM113 123H115V121H114ZM117 123L112 124V125H117ZM125 123H126V122H125ZM125 123H124V124H125ZM147 123L149 124V126H148ZM151 123H152V124H151ZM163 123H164V122H163ZM180 123H181V125H180ZM252 123H250V124H252ZM32 124H33V123H32ZM32 124H29V125H32ZM59 124H60V122H59ZM81 124H82V123H81ZM84 124H86V123H83L82 125L85 126ZM88 124H89V123H88ZM88 124H86V126H87ZM92 124H90V125H92ZM99 124H100V125H99ZM153 124H154V125H153ZM158 124H159V125H158ZM165 124H166V123H165ZM165 124H164V125L161 124V125H162V126H165ZM253 124H255V122H254ZM256 124H257V123H256ZM48 125H49V124H48ZM48 125H46V126H48ZM56 125H57V124H56ZM62 125H63V124H62V122H61V126H62ZM105 125H106V124H105ZM105 125H104V127L101 126V127H102L101 129H102V130L106 129V128H105ZM108 125H109V124H108ZM130 125H131V126H130ZM132 125H133V126H132ZM141 125H139V126H141ZM146 125H147V126H146ZM152 125H153V126H152ZM176 125H177L178 128H176ZM182 125H183V126H182ZM184 125H185V126H184ZM197 125H198V126H197ZM27 126H28V125H27ZM33 126H36V125H32V126H29V127L24 126L25 130H26V128H28V129L30 130V132L32 133V135H31L32 137H33V134H34L35 132L38 131V130H37V131H35V132H32V131H31V130H32L31 128H36V129H37V126H36V127H33ZM145 126H146V127H145ZM151 126H152V128H151ZM169 126H170V125H169ZM181 126H182V127H181ZM21 127H22V126H21ZM30 127H31V128H30ZM48 127H49V126H48ZM48 127H47V128H48ZM57 127H58V125H57ZM63 127H64V126H63ZM88 127H90V128L92 129L93 126H88ZM95 127H97V125H96ZM106 127H107V125H106ZM114 127L117 128V126H114ZM114 127L112 126V127H110L109 129L111 130V129H113ZM120 127H122V126H120ZM124 127H126V124H125V126L123 125V129L121 128V129L123 130V132H124V129H125ZM144 127H145V128H144ZM148 127H149V128H148ZM153 127H155L157 131H155V132L153 131V132H152ZM180 127H181V129H180ZM185 127H186V128H185ZM195 127H196V128H195ZM19 128H20V127H19ZM19 128H18V129H19ZM47 128H46V130H47ZM60 128L62 129V127H59L58 129H55V130L53 129V130H54L55 132H57L56 130H59L57 133H59L58 135H60ZM97 128L99 129V132H102V130L100 129V127H97ZM103 128H104V129H103ZM116 128L113 129V130H115L116 132H115V131L112 132L113 130H111V132H110V130H108V132L110 133V134H108L109 136H108V135L106 136V134H105L106 132L104 133V131H103L101 136H102L103 138L105 137L104 139L101 138V137L99 136V132H96V131H98V129H97V130H94V129L91 130V129H90L91 131H89V132H94V131H95V132H96L95 134L98 133V136L101 138V140H105V142H106V140H109V139L111 140V139H112L111 136H115V137H114L115 139L113 138L115 144H113V141L111 140V141H112V144H113V145H116V143H117V144L119 143L118 145L120 146V145H121L120 143H121L123 140L121 141L122 137H121V139H120V137H118V139H116V138H117V136H116V135H117V131L120 132V131H119V130H120L119 126H118L119 130H116ZM118 128H117V129H118ZM126 128H127V127H126ZM155 128H154V129H155ZM173 128H172V129H173ZM209 128H210V127H209ZM22 129H23V128H22ZM22 129H20L19 131H22ZM28 129L26 130L27 132L29 131ZM36 129H35V130H36ZM38 129H39V128H38ZM49 129H48V130H49ZM149 129H151V130H149ZM25 130L22 131V134L24 133ZM48 130H47V132H50V130H49V131H48ZM63 130H64V132L61 130V134L64 133L65 135H66V134L68 135V132H65L67 129H66V130L63 129ZM68 130H69V129H68ZM68 130H67V131H68ZM88 130H89V129H87L86 132H88ZM100 130H101V131H100ZM106 130H107V129H106ZM128 130H127V131H128ZM166 130H167V129H166ZM169 130H170V129H169ZM42 131H43L42 129H41V130L39 129V131L37 132V135H36V134H34V135L39 136V137H40V136L42 137V136L44 135L43 133H41L42 135L40 134V132H42ZM127 131H125V132H127ZM131 131H130V132H131ZM149 131H151V133H150ZM206 131H207V132H206ZM52 132H53V131L50 132V135H51ZM55 132H54L53 134H54V136L57 137V134H56ZM62 132H63V133H62ZM108 132H107V133H108ZM121 132H122V131H121ZM125 132H124L123 134H126ZM128 132H129V131H128ZM145 132H147V134H144ZM180 132H181V131H180ZM17 133H18V130H17ZM31 133H30V134H31ZM112 133H115V134L113 135ZM148 133H149V134H148ZM22 134H21V132L19 133V135H22ZM38 134H40V135H38ZM48 134H49V133H48ZM69 134H70V133H69ZM103 134H105V136H103ZM119 134H120V133H119ZM123 134H122V135H123ZM25 135H26L27 137H26ZM50 135H49V137H50ZM67 135H66V140H67ZM122 135H119V136H122ZM145 135H147V136H145ZM22 136H23V135H22ZM31 136H30L29 134H27V133L24 134V141L28 140V139H25V138H28V137H29V140H31V139L33 140V138H32ZM46 136H47V139H49V140L51 139V140H52L50 146H51V148H52V150H53V148H54L55 146L52 145V142H53L54 139H56V137H55L54 139H52V138H53V135H51L52 138H48V135L46 134V131H45V137L43 136V138L45 139ZM61 136H63V135H61ZM69 136H70V135H68V137H69ZM85 136H86V134H85ZM124 136H125V135H124ZM149 136H151V137H149ZM30 137H31V138H30ZM41 137H40V138H41ZM86 137H87V136H86ZM106 137L109 138V139H107ZM125 137H126V136H125ZM125 137H124V138H125ZM142 137H145V138L143 139ZM34 138H37V137H34ZM57 138H58V140H60L59 137H57ZM60 138H61V137H60ZM64 138H65V136H64ZM64 138L62 137L63 142H64ZM140 138H141V139H140ZM149 138H150V139H149ZM41 139H42V138H41ZM41 139H40V140H41ZM44 139H43V140H44ZM47 139H46L45 141H47ZM86 139H87V138H86ZM119 139H120V141L117 142L116 140H119ZM126 139L128 140V138H126ZM126 139H124V142H122V145H123V146L128 145V146H126V148H127V147L129 148V147H131V146H130L131 140H130V142H128L129 140L126 141ZM129 139H130V138H129ZM134 139H135L136 141H135ZM137 139H140V140L137 141ZM145 139H146V140H145ZM147 139H148V140H147ZM29 140L26 141V143H28ZM32 140H31L30 142H32ZM40 140H39V141H40ZM43 140H42V141H43ZM49 140H48V141H49ZM68 140H69V138H68ZM71 140H72V139L70 138V140H69L67 143H66V142H64V143H65V144L71 143V142H72ZM110 140H109V143L111 144V141H110ZM39 141L36 139V142L39 143ZM70 141H71V142H70ZM125 141H126V144H125ZM134 141H135V143H134ZM145 141H146V142H145ZM30 142H29V143H30ZM36 142H35V143H36ZM54 142H57V140L54 141ZM54 142H53V143H54ZM63 142H62V143H63ZM102 142H103V141H102ZM105 142H103V143L107 146L109 143H105ZM107 142H108V141H107ZM127 142H128V143H127ZM205 142L207 143V141H205ZM44 143H45V142H44ZM47 143H48V142H47ZM59 143H60V142H59ZM59 143H58V144H59ZM40 144L43 145L42 143H40ZM40 144H39V145H40ZM49 144H50V142H49ZM55 144H56V143H55ZM55 144H54V145H55ZM110 144H109V145H110ZM139 144H138V146L141 147V148L139 147V149L144 150V148L141 146V145L143 144V142H142L141 145H139ZM59 145H60L61 147H63V145H61V143H60ZM68 145H69V144H68ZM68 145H66V146L68 147V150H69V146H68ZM70 145L72 146V144H70ZM109 145H108L107 147H109V148L112 147V148H113L112 151L114 152V153H113L114 155H117V154H118V156H119V155L121 156V152H122V151H119L120 148L117 147L118 145H116V147L119 148V149L116 148L117 150L114 149L115 146L113 147V146H111V145L109 146ZM52 146H53V147H52ZM60 146H59V147H60ZM87 146H88V148H91V147H92V145H87ZM56 147H57V144H56ZM64 147H65V146H64ZM67 147H66V149H67ZM121 147H122V146H121ZM148 147H150V144L148 145ZM93 148H94V147H93ZM109 148H107V150L110 151L111 149H109ZM123 148H124V147H123ZM123 148H121V149H123ZM128 148H127V150H128ZM0 149H1V148H0ZM54 149H55V148H54ZM57 149H58V151H62V152H65V153H66V151H68V150H66V151L61 150L62 148L60 149V148L57 147V148L55 149V152H57V151H56ZM59 149H60V150H59ZM72 149H73V147L71 148V150H72ZM83 149H85V153H84L85 155H84V156H86V155H87V156L91 155V156H89V159H91V158L93 157V160H92V159H91V160H88L87 157H86V158H87V159H86V158L83 156V153H82V152H83V151H82ZM83 149L80 151V154H81L86 160H85L84 162H83V159H84V158H83L82 160H79L80 157H81V156H79V158H78V160L80 161V162H79V166L82 164L83 168L87 167V168H86L87 171H88L89 173H90V172H91V173L93 172V174H94V175H93V174L90 173L91 176H96V177H94V178H96L95 180H98V179H99V181H100V179L102 178V176L98 174V173H99V170L96 169V168H98V167H96V166H98V162H97V163H93V164H95V165L97 164L96 166L93 165L92 162H90V164H91L92 167L95 166L94 169H93L91 166H86V165L89 164L88 161H93V162H95V161H99V160H100L99 158H98L99 160L96 158V156H97V155H95V154L97 153L96 150L93 151V154H94V156H93V154H91L92 152H88V151H87V150H88L87 147H86V148H83ZM86 149H87V150H86ZM91 149H92V148H91ZM148 149H149V148H148ZM73 150H74V149H73ZM92 150H93V149H92ZM107 150H106V151H107ZM114 150H115V151H114ZM69 151H70V150H69ZM112 151H111V152H112ZM116 151H118V153H116ZM145 151H147L146 148H145ZM13 152H14V151H13ZM13 152H12V151H9V154H11V153L13 154ZM53 152H54V151H53ZM62 152L59 153V155L62 154L61 156H63V158H65V159H67V158L65 157L67 154L70 153V155H71V152H68V153H66V154L64 153V155H63ZM76 152H77V151H76ZM76 152H75V153H76ZM94 152H96V153H94ZM134 152H135V151H134ZM86 153H88L89 155L86 154ZM115 153H116V154H115ZM0 154L2 155V153H0ZM54 154H55V153H54ZM106 154H107V153H106ZM122 154L124 155V150H123V153H122ZM135 154L137 155L138 152H135ZM57 155H58V154L56 153V158L54 157L55 160L57 159ZM59 155H58V157H60ZM75 155H76V154H75ZM110 155H112V153H110ZM114 155H112V157L106 155V158L104 157L105 159L103 158V159H102L101 161H99V162H102L103 160H105L104 162H106V161H108V162H112V163H109L110 166H108L110 169L106 166L107 163H104V164H106V165H104V166H106V168L109 169V172H112L113 174L116 173L117 176H119V177H120V176H121V177L124 176L125 180H126V179L129 180L130 177L128 176L129 178H128V177L126 178L125 175H126L127 172H128L127 175H128V174H130V175L132 174L131 171H133V168L131 167V169L129 170V167H130V165L133 166V165L136 164V163H130V164H129L130 161H129L128 163H125V161H124V163H123V162H120V160L116 161V159H115L114 157H117V156H114ZM11 156H12V155H11ZM53 156H55V155H53ZM67 156H68V155H67ZM73 156H74V155H73ZM73 156H72V158L76 157V156H74V157H73ZM113 156H114V157H113ZM12 157H13V156H12ZM90 157H91V158H90ZM94 157H95L97 160H95ZM97 157H99V156H97ZM10 158H11V157H10ZM61 158H62V157L59 158V161H60ZM63 158H62V159H63ZM81 158H82V157H81ZM108 158H109V160H108ZM62 159H61V160H62ZM69 159H71V158L69 157L66 161L63 160V164H66L65 162H70V161H68ZM111 159H112V160H111ZM118 159H119V158H118ZM87 160H88V161H87ZM94 160H95V161H94ZM114 160H115V161H114ZM113 161H114V162H113ZM57 162H58V160H57ZM86 162H87V164H86ZM102 163H103V162H102ZM113 163H114V166L112 165ZM116 163H117V164H116ZM120 163H121V164H120ZM60 164H62V161H61ZM68 164H69V163H68ZM68 164H67V165H68ZM122 164H123V166H124V169H123ZM124 164L126 165V167H125ZM128 164H129V165H128ZM132 164H133V165H132ZM67 165H66V169H65V167H64L65 165H64L63 167L61 166L60 169H57L56 171H55V170H54V171H55V172L59 171V172H60V175H61V174L63 175L65 170H66L65 173H68L67 171H69L70 174L73 173V172H74V168H73V171L71 170L72 172H70V169L67 170V168H68L69 166H71V165H70V164H69L68 166H67ZM99 165H101V164H99ZM115 165H117V166H115ZM119 165H120V166H119ZM58 166H59V164H58ZM102 166H103V165H101L100 167H102ZM90 167L92 168L93 171H91V168H90ZM113 167H114V169H116L117 171L119 170V171H118V172H117L116 170L114 171ZM115 167H116V168H115ZM117 167H120V168H117ZM61 168H63V169H61ZM70 168H71V167H70ZM83 168H81V167H80V168H77V170L81 169V171H78L80 174H82L81 172H82V169H83ZM103 168H104V167H103ZM103 168H102V170H101V168H98V169H100V170L102 171V173H103V172H104L103 170L105 169V168H104V169H103ZM125 168H126V169H125ZM64 169H65V170H64ZM86 169H85V170H86ZM88 169H89V170H88ZM120 169H121V171H120ZM60 170H64V171L62 172V171H60ZM85 170L83 169L84 173H85ZM95 170H96V171H95ZM112 170H113V171H112ZM94 171H95V172H94ZM122 171H123V172H122ZM126 171H127V172H126ZM129 171H130V172H129ZM55 172H54V173H55ZM59 172H57V173H56L57 175H56V174H55V175L58 176V173H59ZM97 172H98V173H97ZM114 172H115V173H114ZM120 172H121L122 174H123V173H125V174H123V176H122V174H121ZM52 173H53V172H52ZM84 173H83V174H84ZM89 173H86L87 176L84 175V176H85V177H84V180H83L84 184H89V183H90V182H88V181H90V180L86 181L87 179H89V178H87V177H89V176H88ZM112 173H111V174H112ZM70 174H69V176H71V175L75 176V174H71V175H70ZM97 174H98V176H100L101 178L98 177ZM103 174H104V173H103ZM116 174H115V175H116ZM119 174H121V175H119ZM63 176H65V175H63ZM69 176H68L67 174H66V176H65V178L67 179V182H68V180H69V179H68ZM91 176H90V177H91ZM60 177H61V176H60ZM60 177H59V178H60ZM97 177H98V178H97ZM54 178L57 179L58 177H55V176H54ZM59 178H58V179H59ZM62 178H64V177H62ZM62 178H61V180H60V183H61V184L59 183V185H62ZM65 178H64V180H65ZM69 178H70V177H69ZM72 178H73V177H72ZM94 178L92 177L91 179H94ZM124 178H121V179H123V180H121V181H122V182H121L122 184L120 183L121 185H123V184H127V183L130 181V180H129L128 182L125 181V183H124ZM85 179H86V180H85ZM102 179H103V178H102ZM102 179H101V180H102ZM73 180H74V179H73ZM118 180L120 181L119 178H118ZM55 181H57V180H55ZM70 181H72V180H70ZM119 181H117V182H119ZM58 182H59V181H58ZM64 182H66V181H64ZM64 182H63V185H62V186H65V185H66V183H64ZM72 182H74V181H72ZM72 182H71V183L69 182L68 184H69L70 186L73 187V185H72L73 183H72ZM100 182H101V181H100ZM102 182H104V181L102 180ZM126 182H127V183H126ZM66 186H68V185H66ZM66 186L64 187V189L66 188ZM70 186H68V187H70ZM60 187H61V186H60ZM62 189H63V188H62ZM64 189H63V190H64ZM69 189H70V188H68V190H69ZM66 190H67V188H66ZM68 190H67L65 193L67 194V192H69V196H70V195L72 196V193H71L70 191H74V190H72V188H71L69 191H68ZM57 191H58V190H57ZM59 191H61V190H59ZM59 191H58V192H59ZM64 191H65V190H64ZM122 191H126V190H122ZM54 192H55V191H54ZM61 192H63V191H61ZM56 193H57V192H56ZM56 193H54L53 195L55 196ZM65 193H62L61 195L59 194V195H60V196L58 195L59 197H56V196L53 197V195H52L53 198H56V202L59 203V205L57 204V205H58L57 207L62 206V204H68V203H69V201H67V200H68V198H67L68 196H67V197L65 196L66 200H65V199L62 200L64 197H63L62 199L60 198L61 196H63V194L66 195ZM74 194H75V193H74ZM74 194H73V195H74ZM36 195H37V194H36ZM36 195H35V196H36ZM37 196H38V195H37ZM37 196H36V197H37ZM38 197H39V196H38ZM35 199H36V198H35ZM35 199H34L33 201H36ZM58 199H59L60 202L57 201ZM69 199L71 200L72 197L69 198ZM21 200H22V199H21ZM23 200H24V199H23ZM23 200H22V201H23ZM52 200H54V199H52ZM26 201H27V199H26ZM63 201H64V203L60 204V203L63 202ZM65 201H66V202H65ZM71 201H73V200H71ZM27 202H29V200H28ZM36 202H37V201H36ZM38 202H39V201H38ZM38 202H37V203H38ZM41 202H42V201H41ZM41 202H39L38 204H42L41 207H43V202H42V203H41ZM67 202H68V203H67ZM25 203H26V202H25ZM37 203H36V204H37ZM26 204H27V203H26ZM33 204H34V206L36 207V204H35V203H33ZM33 204H32V206H33ZM27 205H29V203H28ZM27 205H26V206H27ZM34 206H33V207H34ZM37 206L40 207L39 205H37ZM63 206L65 207V205H63ZM66 206H67V205H66ZM35 207H34V210H35L34 213L37 214L38 211H39L40 209H38V207H37V208H35ZM20 208H21V207H20ZM61 208H63V207H61ZM61 208H59V209H61ZM65 209H66V208H64L63 210L65 211ZM61 210H62V209H61ZM63 210H62V211H63ZM66 210H67V209H66ZM18 214H19V215L21 214V209H20V211H19ZM0 242H1V241H0ZM7 244H8V243H6V245H4V244L2 245V243H0V253H4V249H5L4 247H5V246H6L7 248L9 247V244H8V246H7ZM7 248H6V249H7ZM7 250H10V248L7 249ZM8 262H12V261L8 260ZM12 264H13V263H12Z\"/></svg>","mask_w":264,"mask_h":264}]
</instances>
